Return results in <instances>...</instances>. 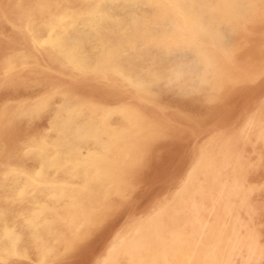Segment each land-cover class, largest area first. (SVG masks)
Segmentation results:
<instances>
[{
    "label": "rangeland",
    "instance_id": "obj_1",
    "mask_svg": "<svg viewBox=\"0 0 264 264\" xmlns=\"http://www.w3.org/2000/svg\"><path fill=\"white\" fill-rule=\"evenodd\" d=\"M18 1H16V0H14V1L13 0H4V1L0 0V3H2V6L0 5L1 6L0 7V56H1L0 57V115L1 116L3 115L2 116L3 118L0 116V137L2 139V140L0 139L1 140L0 141V220H1L0 221V251L2 250L0 253V264H21V263L22 264H118V263L119 264H126L125 259H123V257L121 256L122 247H123L125 241L128 238H130L131 235L138 228H141V230H143L144 232H147L148 230H147L146 226H147L148 222H151L153 220H158L160 222L161 228L164 230V232L168 231L171 227L170 226L171 225V222H170L171 218L170 217L172 216L174 209H178L180 206H182V204H183L182 202H185L186 207H185V205H183V207L180 208V209H182L185 207L183 210L184 214H183V219H182L181 224H182V226L183 225L185 226V227L183 226V230L185 232H187L189 235L191 234V238L193 240H194V237L197 236L196 232H198L196 226H194V224H193V219H194L195 214H196V217H199V218L201 217L200 218L201 221H207L209 223V225L214 226V227H215V225H216V227H218V225H220L219 223L223 222L227 225L229 230L231 228V232H233V234H234L233 240L236 243L237 247H239V242H241L240 240H243L245 238L247 239L249 237L254 238L257 241V245H258L257 246L258 250H256L254 254H249V252H245L247 250V248L245 246L240 245L241 247L237 248L238 251L236 250V254L234 255L235 257H233L234 260L232 259V261H231L233 263H231V264H238L239 262H241L240 264H247V263L248 264H258V262L260 264H262V263L264 264V242H263L264 241V226H263L264 225V222H263L264 221V216H263L264 215V189H263L264 188V177H263L264 176V167H263L264 166V130H263L264 129V96H262V95H264V70H263L264 69V38H263L264 37V25H263L264 24V9H263L264 8V6H263L264 0H259V1L258 0H175L176 1L175 3L179 7L180 11H182L186 21L188 22V23H186L187 25H189L190 23L195 22L196 20L200 19L202 21L206 31L210 35L209 38H211V36H214L211 39L213 41L212 43H210L211 45L208 44L206 46L207 48L203 47L204 50H203L202 46H200L199 42L198 43L196 42L197 40H195V38L192 39L193 37H191L192 35L190 33L182 30V27L179 23V20L177 19V17L173 13V10L170 11V9H172V8H169V7H172V5L167 0H159V1L154 0L155 2H153V0H140L139 4H140V7L142 5V7H141L142 11H143L142 14L145 17L142 20L143 22L140 24L141 26L138 29V33H137V31L134 30V32L136 33L135 34L133 32V30H131L130 28L127 27V25H126L127 22L125 21V18H126V16L128 17V13H124L123 21H118V20L112 21V20H110V22L108 21L107 23H104L100 27V30H99L95 39H98V40L100 39L102 41H105V43L107 42L106 44H108L109 42L110 43L106 47L107 48L106 52L102 55V57H103L102 62L103 63L106 62V63H104V65L102 63L100 65V67L97 68L96 70L92 71V73L91 72H84L83 73L80 71H73L71 68L67 69V67H69V66H67L55 54H53L51 52H47L46 49L37 45L33 40V35H34V28L38 24H44L47 27H49L50 29H56L57 25H59L60 22H62V21L67 22V20H68L67 15H69L70 13H74V15H77L80 13L85 14V13L89 12L96 5V3L98 2L97 0H52V1L51 0H44L45 2L42 0H39L41 5L39 4L38 0H33V1L32 0H28V1L27 0H18ZM26 1H27V4H26ZM73 1H75V2H73ZM247 1H248V3H247ZM255 1H256V3H255ZM33 2H34V4H33ZM5 4H6V6H5ZM32 6H33V8H31ZM39 6H42V7H39ZM48 6H50V7H48ZM167 6H169V7H167ZM229 6L231 7V9ZM55 7H56V9H55ZM39 8H40V10H39ZM80 8H81V10H80ZM65 10H67V12H65ZM232 10H233V12H232ZM12 11H14V12H12ZM17 12L19 15L17 14ZM56 12L58 13V15L59 14L60 15L58 16L56 14ZM61 12H63V13H61ZM149 12L153 13V14H150ZM192 12H195V13H192ZM44 16L45 17L47 16V17L44 18ZM43 18H44V21H43ZM148 18H149V20H148ZM151 18H153V19H151ZM30 19H32L31 22H30ZM154 20H155V22H153ZM259 22H261V23H259ZM21 23H22V26H21ZM240 25H242V26H240ZM166 26H169V27H166ZM260 26H261L262 32L260 29H259L260 31L258 30V28H260ZM9 27L12 29H10ZM163 28L165 31L162 30ZM242 30H244V31H242ZM245 30L247 31V33L250 31H252V32H250V34L249 33L247 34ZM117 32H119V33H117ZM162 32H164L163 35H162ZM255 32H259L260 34L255 33ZM12 33H13V35H11ZM138 34H140V35H138ZM166 34L169 36H167ZM91 35L92 34H88V35H86V37L90 40L94 37L93 35L92 36ZM257 35H258V37H257ZM20 36H21V38H20ZM122 36H124V37H122ZM127 36H129V37H127ZM137 36H139V37H137ZM254 36L256 37L257 40L255 39ZM168 37H170V38H168ZM181 37H183V38H181ZM22 38H23V40H22ZM136 39H137V41H136ZM21 40L23 41L22 43H21ZM244 40H246V41H244ZM141 41H143V42H141ZM159 41H161V42H159ZM216 43H217V45H216ZM247 43H248V45H246ZM150 44H152V45H150ZM212 44H214L216 46H213ZM218 44H220V45H218ZM141 45H143V46H141ZM153 45L154 46L158 45V46H156L157 47L156 48ZM249 45H251V46H249ZM123 46H125V47H123ZM217 46L218 47L220 46V47L218 48ZM150 48H152V49H150ZM217 48L219 49V51ZM251 48L253 50H251ZM144 49H146V50H144ZM148 50H150V51H148ZM222 50H224L223 52L225 54L222 52ZM255 50H257V51H255ZM202 51H203V53H202ZM250 51H251V53H250ZM209 52H210V54H209ZM260 52H262V54ZM230 53H232V54H230ZM114 54H116V55H114ZM242 54L244 57L242 56ZM212 55H213V57H212ZM253 55L255 58L253 57ZM49 57H50V59H49ZM215 57H217L218 59L217 58L215 59ZM222 57H223V60H222ZM220 58H221V60H220ZM256 58H258V59H256ZM30 59H31V61H29ZM247 59L250 60V62ZM259 59H262V60H259ZM57 60H58V62H57ZM212 61H214V62L216 61L215 62L216 64ZM223 62H225V64ZM226 62H227V64H226ZM234 62H235V64H234ZM7 63H8V66H7ZM211 63L214 65H211ZM239 63H242V65H240ZM47 64H49V65H47ZM106 64H107V66H106ZM244 64L246 65L245 67H243ZM254 64H256V65H254ZM259 64H260V67L258 66ZM11 65L13 66V68ZM124 65L128 66L127 71L132 72L138 76V78L136 80H134L133 82H130L128 79H125L123 74L120 72L121 69L124 67ZM249 66L253 67L255 69H252V68L250 69ZM105 67H106V69H105ZM239 67H241V68H239ZM246 67H247V69H246ZM112 68H113V70H112ZM243 68H245V69L243 70ZM109 69L111 71H108ZM223 69L225 71L224 73H223ZM259 69H260V71H259ZM41 70H42V73H41ZM246 70H248V71H246ZM21 71L26 73V74H24L25 78H24V75L21 74V73H23ZM55 71H57V72H55ZM118 72L120 74H118ZM235 72H236V75H237V73H239L240 75L238 74L239 76H236ZM256 72H258V74ZM46 73H47V75H46ZM112 73L116 76H114ZM106 74L109 77H107ZM251 74H253L254 78ZM229 75H230V77H229ZM231 76H232V79H231ZM92 77H94V78H92ZM243 77H245V78H243ZM62 78H63V80H62ZM248 78H250L251 80ZM10 79L12 80V82ZM238 80H239V82H238ZM32 81H33V83H32ZM49 81H50V83H49ZM127 81L130 83L128 84ZM226 81L228 83H226ZM236 81H237V83H239L241 85L240 86L239 84H237L238 86H240L239 88L237 85L235 86L236 83H234V82H236ZM245 81L249 82V84H246L247 82L244 83ZM5 82L7 83L6 85H5ZM34 82L36 84L38 82V84L36 85V84H34ZM47 82H48V84H47ZM71 82H72V84H71ZM231 82H233V83L231 84ZM251 82H252V84H250ZM83 83H86V84H83ZM88 83H89V85H88ZM104 83L108 84L110 86L105 85ZM148 83H149V85H148ZM241 83H244V84H241ZM43 84H45V85H43ZM114 84H115V86H114ZM85 85H87V87ZM133 85H134V87H133ZM141 86H143V89ZM150 86H151V88H150ZM252 86H255V87H252ZM62 87H64L65 89H63ZM98 87H99V89H98ZM135 87H139V88L136 89ZM60 88H62V89H60ZM153 88H155V89H153ZM178 88L180 90H178ZM20 89H22V90L20 91ZM68 89H69V91H68ZM130 89L132 92L130 91ZM139 89H141V90H139ZM230 89H232V90H230ZM236 89H237V91H236ZM248 89L252 92H250ZM35 90H37V91H35ZM111 90H115V91L117 90V91L115 92V91H111ZM50 91H53V92H50ZM107 91H109V92H107ZM142 91H143V93H142ZM147 91L148 92L150 91V93H148ZM228 91H230V92H228ZM241 91H243V92H241ZM26 92H27V94H26ZM193 92L195 95L193 94ZM236 92H238V93H236ZM20 93H22V94L19 95ZM28 93H31V94H28ZM190 93H192L193 96H192V94L190 95ZM25 94H26L27 98H26ZM72 94H73V96H72ZM103 94H104V96H102ZM109 94H111L110 97H109ZM50 96H52V97L50 98ZM232 96H234V97H232ZM242 96H244V97H242ZM15 97H17L18 99ZM44 97H45V102L47 101L46 104H45V102H43ZM60 97H62L61 100H60ZM192 97H194V98H192ZM38 98L41 100H39ZM53 98H55L57 101H55V99H53ZM195 98L198 101H195L196 100ZM238 99H240V100H238ZM244 99H246V100L244 101ZM52 100H54V101L52 102ZM185 100H187V101H185ZM37 101H39V102L37 103ZM83 101L86 102V105ZM170 101H171V103H170ZM188 101L190 103H188ZM40 102H42V103H40ZM55 102H57V103H55ZM74 102L76 103L75 105H78L80 107L73 105ZM82 102H83V104H82ZM128 102L130 104H128V105L124 104V103H128ZM29 103H32V104L30 105ZM62 103H65L64 106ZM208 103H209V105H208ZM259 103H260V105H259ZM34 104H36V105H34ZM97 104H98V106H97ZM159 104H161V106ZM34 106H35V109H34ZM37 106H38V108H37ZM45 106H47L48 109ZM130 106H133V107H130ZM61 107L63 109H61ZM76 107H78L79 109ZM192 107H194L195 109ZM103 108L106 109V111L103 110ZM203 108H204V110H203ZM235 108H236V110H235ZM1 109H4V110H1ZM18 109L21 112H17ZM21 109H23V110H21ZM29 109H31V110H29ZM76 109L83 111V114L84 113L86 114L90 111L94 112L95 114H96V112H98L96 114V117L99 120L98 119L96 120V117L92 120H90L88 118H84L82 121H80V123H77V124H79L77 126L78 129H77V127L74 128V124H71L70 119H72V116L75 114L74 111L75 112L78 111ZM190 109H192V111ZM261 109H263V110H261ZM28 110L32 111L33 114L31 112H29ZM37 110H39V111H37ZM121 110H123L126 113V115L128 116V118L130 120H136L135 118H137L138 123L136 126H132L129 129V126L127 127V126L123 125L124 123H122L120 118H116V121L118 122V123L116 122V124H118V125L115 124V127L117 128L118 126L120 127L121 124L123 125L120 127L121 129L119 127L117 128V130L120 131V132L119 131L118 132L123 134V132L125 131V133H126V134L124 133L123 136L120 134L121 137H119V135H118L119 139H118V137H116L117 138L116 139L115 137L109 136V134L107 133V129H108L107 126H108V124H110L109 118L111 116H113V114L116 111H121ZM198 110H199V112H198ZM131 111H132V113H130ZM134 112L136 113V115H134L135 114ZM140 112H141V114H140ZM14 113H16V114H14ZM102 113H105V114H102ZM175 113H177V114L174 115ZM185 113H187V114H185ZM24 114L26 116L27 115L28 116L25 117ZM51 115L52 116L56 115L58 117L59 122H61V124L63 125V127H62L63 129L61 128L62 130L65 131L66 127L72 128V129H70L73 132L72 138H67L65 136L68 134V131H67L64 134L59 135V138L54 140V143L57 146H60V149H66V148L70 149L71 148V150H74V151L77 150L76 148L80 147V145L82 143L80 141V137L82 135L81 130L90 129L91 132H94L96 130L95 134H96V136H98L97 137V145L99 148H97L96 151H94L92 153V157L89 160L91 162V164L92 163L94 164V166H91V169L89 172L88 171L87 172H85V171L80 172L76 167H74V166L72 167V165L64 164V162L66 163L65 160H58V162L56 164L52 165L53 166L52 171L49 173L50 175L49 174L47 175V179H46V177H45V179L39 178L36 170H34V169H36L37 160L33 159V157L31 156V153H33V151L35 152L36 147L38 148L39 146H48L52 143L51 142L52 138L49 137L48 133H46V132H49V129H50L49 124H51L50 123L51 121H48V120H49V117H51L50 120H52ZM98 115H100V116H98ZM143 115L146 117H144ZM213 115H215V116H213ZM242 115H243V117H242ZM40 116L42 118H38ZM106 116H107V118H105ZM190 116H191V118H190ZM209 118L210 119L212 118V119L210 120ZM85 119L86 120L88 119V121H86ZM138 119H140V120H138ZM242 119H244L243 120L244 122L242 121ZM28 120H29V122H28ZM118 120H120V121H118ZM205 120H206V122H205ZM19 121L21 124L19 123ZM43 121H45V122H43ZM140 121L144 122L145 124H143V123L140 124ZM233 121L235 123H233ZM82 122H83V124H82ZM101 122L103 123V125ZM10 123H12V124H10ZM16 123H19V124H16ZM202 123H204V124H202ZM38 124H39V126H37ZM85 124H86V126H84ZM98 124H100V125H98ZM148 124H149V126H148ZM201 124L203 126H201ZM213 124H216V125H213ZM70 125H71V127H70ZM101 125L104 126V128L103 127L100 128ZM236 125L237 126L239 125V126L237 127ZM17 126H19L20 129ZM25 126L27 127V129ZM75 126H76V124H75ZM79 126H80V128H79ZM143 126H144V128H143ZM159 126H162V127H159ZM209 126H211L210 127L211 130H208ZM231 126H233L234 129H236L237 131L236 130L233 131V127L231 128ZM22 127H24V128L22 129ZM145 127H147V129ZM228 127L231 128L232 130L229 129ZM93 128H94V130H91ZM127 128L129 129V131ZM213 128L218 129V130L215 129L217 132L215 130H214L215 131L214 132ZM133 129H135V130L133 131ZM77 130H78V132H77ZM100 130H101V132H100ZM121 130H123V132ZM126 130H127V132H126ZM130 131L133 132L134 136H132V133ZM148 131H150V132H148ZM223 131H225V132L223 133ZM228 131H229V133H228ZM231 131H232V134L236 133L235 135H233L235 137L232 136L235 139L232 138V140H230V139L227 140V141H230L231 143L225 142V139H227L229 137L231 138V136H230V135H232ZM183 132H184V134H183ZM202 132H205V133H202ZM219 132H221V134L223 133L222 134L223 136H226L225 133L226 134L228 133L227 138L223 137ZM201 133H202V135H201ZM216 133H217V136L219 135L218 137H220L222 140L216 136ZM78 134H80V135H78ZM100 134H103L104 137L102 135L100 136ZM148 134H155V135L153 136V135H148ZM204 134H205V136H204ZM214 134H215V137L217 138V140L215 137H213ZM197 135L199 137H197ZM152 136H153V138H151ZM159 136H160V139H159ZM19 137H21V139ZM62 137H64L65 139L64 138L62 139ZM100 137H102V138L100 139ZM126 137H127V139H124ZM134 137L136 138V140ZM140 138H142V139H140ZM223 138H225V139H223ZM15 139H17V140H15ZM25 139L28 141V143ZM128 139L130 142L127 141ZM143 139H145V140L143 141ZM152 139H154V142ZM29 140H31V141H29ZM59 140L61 142H59ZM70 140L71 141L73 140V141L71 142ZM99 140H102V142ZM116 140H118V142ZM137 141H138V143H137ZM157 141H159V142H157ZM49 142H51V143H49ZM2 143H3V145H2ZM65 143H67V144H65ZM247 143H248V145H247ZM19 144H20V146H19ZM21 144H23V145H21ZM64 144L66 146H69V144H70V147H64L65 146ZM136 144H139L141 147L139 145H136ZM8 145L10 148L8 147ZM145 145H146V148H145ZM250 145L252 147H250ZM23 146H25V147L23 148ZM121 147H124V148H121ZM244 147H246L247 149H244ZM139 148H140V150H139ZM191 148H193V149H191ZM4 149H5V151H4ZM9 149L12 152L9 151ZM164 149H165V151H164ZM182 150H183V152H182ZM114 151L118 152V154L116 153L115 157H113L115 155ZM121 151H122V153H121ZM125 151H127V152H125ZM245 151H246V153H245ZM95 152H96V154H95ZM123 152H125V153H123ZM141 152L144 154H142ZM186 153H188V154H186ZM240 153H241V155H240ZM94 154H95V157H94ZM7 156H8V158H7ZM22 156H24V157H22ZM26 156H28L29 158ZM100 156L101 157L103 156L102 158L104 159V161L105 160H107V161H105V163L103 162V160L101 161L102 158ZM189 156L192 158H190ZM41 157H42L43 161L47 162V160H48L47 163L49 165L51 164V160L47 159L46 155H43V156L41 155ZM246 157H247V159H246ZM22 158H24V159H22ZM109 158H110V160H109L110 162L108 161ZM117 158H119V159H117ZM124 158H126V159L124 160ZM130 158H132V159H130ZM202 158L205 159L204 162L201 161ZM241 158H244V160ZM15 159H17V160H15ZM96 159H98V162ZM113 159L116 162H118L117 164H119V165H117L116 162L113 161ZM13 160L15 161V163L14 162L11 163V161H13ZM32 160H34V161H32ZM93 160H95V162ZM123 160H124V162H123ZM209 160H210V162H209ZM212 160L215 162H211ZM99 161H101V162H99ZM111 161H113V162H111ZM238 161H241V162H238ZM17 162H18L19 166H18ZM134 162H136L138 165ZM201 162L204 165L205 164L207 165L208 163L214 164V166L217 168V172H218L216 174L217 179L214 180V177H216V176L210 177V175H209L210 180L212 182H213V180L216 181L215 183L214 182L210 183V186L208 183V176L200 173V168H201V166H203L201 164ZM62 163H63V165H62ZM197 163L198 164L200 163L199 166ZM262 163H263V165H262ZM114 164H116V165H114ZM255 164H256V166H255L256 168L254 167ZM110 165H112L113 168ZM120 165H122V166H120ZM128 165H130V166H128ZM25 166H27V167H25ZM105 166H106V170L109 167H111V169L109 168L111 170L110 174H108L109 173L108 170L106 171L104 169ZM126 166H128V167H126ZM235 166L238 167V170ZM30 167H32V168H30ZM61 167H63V168H61ZM117 167H119V168L121 167L120 170H118L119 168H117ZM69 168H70V170H69ZM93 168H94V170H93ZM192 168H194V169L196 168L197 170L196 169L194 170ZM100 169H103V171L102 170L100 171ZM122 169H123V172H122ZM239 169L242 171L240 172ZM250 169H251V171H250ZM253 169H255L256 172ZM258 169H259V171H257ZM33 170H34V173H33ZM58 170H60V171H58ZM65 170H66V172H65ZM221 170H223V171H221ZM78 171L80 173H78ZM219 171H220V173H219ZM253 171L255 172V174ZM58 172L61 174H59ZM67 172H69V174ZM101 172L106 177H109V179L106 180V177H104V175ZM191 172H192V175H194L198 179V180L195 179V181L197 182V185H198L197 189H198V191H200V193H199V195H197V193H196V195H194L195 199H194L193 205H187L188 191L186 188H187V183L189 182V176L191 177ZM221 172H222V174H221ZM258 172H261V173H259V175H258ZM82 173H83V175H82ZM120 173H121V175H120ZM236 173H238V174H236ZM241 173H243V175ZM248 173L249 174L251 173V174L249 175ZM54 175H56V176H54ZM232 175H233V177H232ZM36 176H38V177H36ZM58 176H59V180H58ZM67 176H69V177H67ZM84 176L86 177V179H83ZM88 176L90 177L91 180L89 179ZM116 176L117 177L119 176V179H116ZM194 176H193V178H195ZM244 176H245V179H244ZM257 176H260L261 179H260V177H258V179H257ZM24 177H25V179H24ZM52 177L54 180L52 179ZM56 177H57V179H56ZM63 177H64V179H63ZM70 177L72 180L71 185L73 184L72 186L69 185L70 184ZM78 177H79V179H78ZM111 177H112V179H111ZM121 177H122V179H121ZM123 177H124V179H123ZM130 177H131V179H130ZM235 177H236V179H235ZM250 177H251V179H250ZM252 177H253V179H252ZM88 179H89V181H88ZM94 179H97V181H95ZM230 179H232V180H230ZM92 180H93V182H92ZM109 180H110V183L109 182L107 183L106 181H109ZM113 180H115V181H113ZM120 180H122V181H120ZM125 180H127V181H125ZM249 180H251V181H249ZM20 181H21V183H20ZM217 181L219 183L218 185L216 184ZM233 181L234 182L236 181V182L234 183ZM76 182L78 184H76ZM88 182L89 183L91 182L92 184L91 183L89 184ZM99 182H101V183H99ZM102 182H103V184H102ZM198 182H199V184H198ZM80 183L83 185H81ZM105 183H107V184L105 185ZM119 183L123 184V186L120 185ZM227 183H228V185H227ZM241 183H242V185H241ZM200 184H202V185H200ZM223 184L225 187L224 191L225 192L227 191V192L221 193V195L223 194L222 197L220 198V199L223 198L222 200L219 199V201H217L216 203H213L214 201L211 200L212 199L211 197H210V199H208L209 198L208 195L210 193H211V195L218 194L220 192V189H221ZM231 184L234 187V189L231 188L232 187ZM74 185H77V186H74ZM88 185L90 186V188H87V187H89ZM92 185H94V186H92ZM237 185L238 186L240 185V186L238 187ZM83 186L85 187V189ZM103 186L107 187V189H105ZM115 187H117V188H115ZM167 187H168V189H167ZM205 187H207V188H205ZM210 187H212V188H210ZM226 187H227V189H226ZM92 188L95 190H93ZM99 188H101V189H99ZM229 188H231V189H229ZM71 189H73V190H71ZM115 189H116V193H114V196H113V192L115 191ZM199 189H201V190H199ZM203 189H205V190H203ZM66 190H67V192H66ZM106 190H107V192H106ZM181 190H184V191H181ZM234 190H236V191H234ZM241 190L243 191V193ZM245 190H247L248 192ZM49 191H52V192H49ZM94 191H96L97 193ZM128 191H129V193H128ZM240 191H241V194H240ZM43 192H44V195H43ZM70 192H72V193H70ZM117 192H119V193H117ZM228 192H229V194H228ZM51 193H53V194L50 195ZM90 193L94 197L91 196ZM94 193H95V195H94ZM98 193H99V196H98ZM207 193H208V195H207ZM40 194H42V195H40ZM106 194H107V196H106ZM10 195H11V198H10ZM48 195H49V197H48ZM83 195H85V196H83ZM203 195H204V198H203ZM228 195H230L231 197ZM58 196H59V198H58ZM63 196L66 198H64ZM79 196H80V198H79ZM198 196H199V198H198ZM227 196H228V198H227ZM245 196H246V198H244ZM50 197H52V198H50ZM108 197H109V199H108ZM12 198H14V199H12ZM110 198H111V200H110ZM181 198H183L184 201ZM238 198H240V199H238ZM66 199H68V200H66ZM78 199H81V200H78ZM94 199H96V200H94ZM197 199L199 202L197 201ZM225 199H226V201H225ZM38 200L41 203L42 202H45V203L41 204ZM171 200H172V202H170ZM208 200L210 201L211 204L209 203ZM69 201H71V202L68 203ZM85 201H88V202H85ZM116 201H117V203H116ZM237 201L240 203L238 204ZM253 201H254V203H253ZM3 202H4V204H3ZM119 203H120V205H119ZM173 203H175V206H173ZM176 203H178V206ZM217 203L218 204L220 203V204L216 205ZM228 203L229 204L231 203V204L229 205ZM35 204H36V206H35ZM44 204H46L47 206L45 205V207H44ZM204 204L205 205L207 204V206L205 207ZM236 204H237V206H236ZM64 205H66L67 207ZM33 206H34V208H33ZM240 206H241V208H240ZM1 207H3V208H1ZM235 207L237 209H235ZM9 208H10V210H9ZM24 208H26V209H24ZM29 208H31V209H29ZM40 208H42V210ZM55 208H57V209H55ZM81 208H82V210H81ZM111 208H113V209H111ZM121 208H123V209H121ZM198 208H200L199 209L200 212H199ZM100 209H101V212H100ZM55 210H56V212H52ZM65 210H66V212L70 211L69 213H67V217H65L66 212L63 213V211H65ZM110 210L112 212H110ZM167 210H168V212H167ZM185 210H187V211H185ZM214 210H215V212H214ZM58 211L59 212L61 211L64 216L62 214H60ZM102 211H104V213ZM261 211H262V215L260 213ZM105 212H106V214H105ZM190 212H192V213H190ZM52 213H54L55 216ZM119 213H121V214H119ZM193 213H195V214H193ZM200 213H202V214H200ZM22 214L24 216H22ZM41 214H43V215L41 216ZM188 214H189V216H188ZM198 214H200V215H198ZM211 214H212V216H210ZM165 215H168V216H165ZM207 215H209V216H207ZM222 215L224 217H221ZM238 215H239V217H238ZM5 217H6V219H5ZM15 217H17L19 219H16ZM59 217H61V218H59ZM164 217L166 218V221H165ZM189 217H191V219ZM2 218H4V219H2ZM21 218L23 219V222L21 221L22 220ZM56 218H57V220H56ZM67 218H69V219H67ZM163 218H164V220H163ZM217 218H219L220 221ZM36 219H38V220H36ZM42 219L44 221L45 220L46 221L44 222ZM250 219H251V221H250ZM261 219H263V220H261ZM2 220H4V221H2ZM19 220H20V223H19ZM26 220H28V221H26ZM230 220H231V222H233V221L234 222L229 225ZM32 221H33V223H32ZM34 221H35V223H34ZM57 221H59V222L62 221V222L59 223ZM12 222H13V224H12ZM79 222H80V224H79ZM82 222H84V224H82ZM163 222L164 223L166 222V223L164 224ZM184 222L189 224L190 228ZM162 223H163V225H162ZM253 223H255V224H253ZM261 223H262V225H260ZM105 224H106V226H105ZM232 224H234V225H232ZM26 225H28V226H26ZM55 225H56V228H54ZM82 225H84V226L82 227ZM247 226H248V228H247ZM191 227H192V229H191ZM250 227H251V229H250ZM28 228H30L31 230ZM252 228H253V232H252ZM8 229H9V231H8ZM132 229H134V230L132 231ZM245 229H246V231H244ZM10 230L13 233H11ZM127 230H128V232L125 233ZM55 231L57 233H55ZM60 231H62L63 233ZM20 232L21 233L23 232V233L21 234ZM79 232H81V233H79ZM246 232H248V234ZM250 233H252V234H250ZM15 235L17 236L18 239L15 237ZM29 235L32 237V239H31V237L29 238ZM69 236H71V237H69ZM242 236H246V237L243 238ZM255 236H257V237H255ZM11 237H13L14 239ZM257 238H258V240H257ZM11 239H12V241H11ZM93 239H94V242H93ZM20 241H21V243H20ZM7 242H9V243H7ZM55 242H57V243H55ZM100 242H101V244H100ZM3 245L6 246L5 248L7 250L5 248H1V247H4ZM58 245H59L60 249L58 248ZM55 246H56V248H55ZM72 246L74 247V249H70V248H72ZM8 250H9V252H8ZM18 250H20V251L18 252ZM119 252H120V254H119ZM242 252H244V253H242ZM27 254L28 255L30 254V256H28ZM114 254L115 255L117 254L118 257H117V255L115 256ZM255 254H257V255L255 256ZM46 255H47V257H46ZM245 255H246V260L244 262L243 259H245ZM4 256L7 258H5ZM49 256L51 258H48ZM240 256H241V258L242 257L243 258L241 259ZM47 261H49V262H47ZM254 261H256V263ZM35 262H37V263H35Z\"/></svg>",
    "mask_w": 264,
    "mask_h": 264
},
{
    "label": "bare ground",
    "instance_id": "obj_2",
    "mask_svg": "<svg viewBox=\"0 0 264 264\" xmlns=\"http://www.w3.org/2000/svg\"><path fill=\"white\" fill-rule=\"evenodd\" d=\"M4 1V0H3ZM14 1V0H13ZM16 1H18V0H16ZM28 1V0H27ZM27 1H26V4H27ZM33 1V0H32ZM31 1V2H32ZM42 1H44V0H42ZM52 1V0H51ZM98 2L96 3V5L89 11V12H87V13H85V14H77V15H74V13H70L69 15H67V17H68V20H67V22H65V21H62V22H60V24L59 25H57V28L56 29H50L49 27H47L46 25H44V24H38L35 28H34V35H33V40H34V42L37 44V45H39V46H41L42 48H44V49H46V51L47 52H51V53H53V54H55L59 59H61L67 66H69V67H67V69L68 68H71L73 71H80V72H91L92 73V71H94V70H96L97 68H99L100 67V65L103 63L102 62V59H103V57H102V55L106 52V47L108 46V44L110 43H108V44H106L105 43V41H102V40H98V39H95L96 38V36H97V34H98V32H99V30H100V27L104 24V23H107L108 21L110 22V20H112V21H116V20H118V21H123V15H124V13H128V17L126 16V18H125V21L127 22L126 23V25H127V27L128 28H130L131 30H133V32H134V30L135 31H137V33H138V29H139V27L141 26L140 24L143 22L142 20H143V18L145 17V16H143V14H142V5H141V7H140V4H139V1L140 0H97ZM159 1V0H158ZM171 5H172V7H169V6H167V7H169V8H172V9H170V11L171 10H173V13L175 14V16L177 17V19L179 20V23H180V25H181V27H182V30H184V31H187L188 33H190L192 36L191 37H193L192 39H194L195 38V40H197L196 42L198 43L199 42V44H200V46H202V48L203 47H206L208 44H210V43H212L213 41L211 40L212 39V37H214V36H211V38H209L210 37V35H209V33L206 31V29H205V27H204V25H203V23H202V21L200 20V19H198V20H196L195 22H192V23H190L189 25H187L186 23H188L187 21H186V19H185V17H184V14L182 13V11H180V9H179V7L177 6V4L175 3L176 1L175 0H167ZM259 1V0H258ZM19 2V1H18ZM38 2H39V0H38ZM45 2V1H44ZM59 2V1H58ZM61 2V1H60ZM73 2H75V1H73ZM153 2H155L154 0H153ZM164 2V1H163ZM166 2V1H165ZM167 2V3H168ZM6 3V2H5ZM15 3V2H14ZM24 3V2H23ZM49 3V2H48ZM47 3V4H48ZM168 3V4H169ZM247 3H248V1H247ZM255 3H256V1H255ZM258 3V2H257ZM260 3V2H259ZM33 4H34V2H33ZM32 4V5H33ZM39 4L41 5V3L39 2ZM60 4V3H59ZM58 4V5H59ZM166 4V3H165ZM185 4V3H184ZM0 5L2 6V3H0ZM19 5V4H18ZM44 5V4H43ZM49 5V4H48ZM94 5V4H93ZM170 5V6H171ZM224 5V4H223ZM256 5V4H255ZM0 6V7H1ZM5 6H6V4H5ZM26 6V5H25ZM31 6V5H30ZM34 6V5H33ZM33 6L31 7V8H33ZM45 6V5H44ZM43 6V7H44ZM47 6V5H46ZM55 6V5H54ZM63 6V5H62ZM263 6H264V4H263ZM36 7V6H35ZM39 7H42V6H39ZM48 7H50V6H48ZM230 7V6H229ZM10 8V7H9ZM46 8V7H45ZM63 8V7H62ZM75 8V7H74ZM263 8V7H262ZM3 9V8H2ZM7 9V8H6ZM23 9V8H22ZM21 9V10H22ZM43 9V8H42ZM41 9V10H42ZM55 9H56V7H55ZM54 9V10H55ZM230 9H231V7H230ZM235 9V8H234ZM264 9V8H263ZM8 10V9H7ZM16 10V9H15ZM39 10H40V8H39ZM46 10V9H45ZM80 10H81V8H80ZM158 10V9H157ZM225 10V9H224ZM19 11V10H18ZM25 11V10H24ZM30 11V10H29ZM44 11V10H43ZM53 11V10H52ZM56 11V10H55ZM60 11V10H59ZM64 11V10H63ZM83 11V10H82ZM12 12H14V11H12ZM23 12V11H22ZM34 12V11H33ZM32 12V13H33ZM41 12V11H40ZM48 12V11H47ZM58 12V11H57ZM56 12V14L58 15V13ZM65 12H67V10H65ZM156 12V11H155ZM227 12V11H226ZM232 12H233V10H232ZM5 13V12H4ZM7 13V12H6ZM42 13V12H41ZM52 13V12H51ZM60 13V12H59ZM61 13H63V12H61ZM150 13V12H149ZM172 13V14H173ZM192 13H195V12H192ZM8 14V13H7ZM17 14H18V12H17ZM16 14V15H17ZM35 14V13H34ZM65 14V13H64ZM150 14H153V13H150ZM156 14V13H155ZM6 15V14H5ZM19 15V14H18ZM28 15V14H27ZM33 15V14H32ZM60 15V14H59ZM58 15V16H59ZM63 15V14H62ZM161 15V14H160ZM57 16V17H58ZM157 16V15H156ZM197 16V15H196ZM237 16V15H236ZM235 16V17H236ZM239 16V15H238ZM249 16V15H248ZM6 17V16H5ZM11 17V16H10ZM17 17V16H16ZM39 17V16H38ZM47 17V16H46ZM45 16H44V18H46ZM56 17V18H57ZM153 17V16H152ZM12 18V17H11ZM31 18V17H30ZM44 18H43V21H44ZM51 18V17H50ZM55 18V17H54ZM53 18V19H54ZM62 18V17H61ZM64 18V17H63ZM150 18V17H149ZM149 18H148V20H149ZM191 18V17H190ZM250 18V17H249ZM17 19V18H16ZM29 19V18H28ZM49 19V18H48ZM60 19V18H59ZM151 19H153V18H151ZM189 19V18H188ZM233 19V18H232ZM13 20V19H12ZM20 20V19H19ZM23 20V19H22ZM56 20V19H55ZM11 21V20H10ZM32 21V19H30V22ZM236 21V20H235ZM14 22V21H13ZM22 22V21H21ZM47 22V21H46ZM59 22V21H58ZM152 22V21H151ZM153 22H155V20L153 21ZM248 22V21H247ZM18 23V22H17ZM257 23V22H256ZM259 23H261V22H259ZM258 23V24H259ZM29 24V23H28ZM57 24V23H56ZM149 24V23H148ZM153 24V23H152ZM151 24V25H152ZM227 24V23H226ZM6 25V24H5ZM13 25V24H12ZM19 25V24H18ZM17 25V26H18ZM221 25V24H220ZM219 25V26H220ZM264 25V24H263ZM21 26H22V23H21ZM55 26V25H54ZM154 26V25H153ZM240 26H242V25H240ZM250 26V25H249ZM254 26V25H253ZM8 27V26H7ZM159 27V26H158ZM166 27H169V26H166ZM256 27V26H255ZM5 28V27H4ZM10 28V27H9ZM27 28V27H26ZM179 28V27H178ZM245 28V27H244ZM254 28V27H253ZM10 29H12V28H10ZM29 29V28H28ZM27 29V30H28ZM113 29V28H112ZM168 29V28H167ZM166 29V30H167ZM250 29V28H249ZM261 30V32H262V29H261V26H260V28H258V30ZM7 30V29H6ZM20 30V29H19ZM110 30V29H109ZM115 30V29H114ZM162 30H164V28L162 29ZM179 30V29H178ZM252 30V29H251ZM255 30V29H254ZM257 30V29H256ZM259 30V31H260ZM11 31V30H10ZM148 31V30H147ZM146 31V32H147ZM165 31V30H164ZM242 31H244V30H242ZM246 31V30H245ZM7 32V31H6ZM31 32V31H30ZM116 32V31H115ZM250 32H252V31H250ZM250 32H248L249 34H250ZM8 33V32H7ZM11 33V32H10ZM16 33V32H15ZM33 33V32H32ZM117 33H119V32H117ZM121 33V32H120ZM135 33V32H134ZM246 33H247V31H246ZM247 33V34H248ZM255 33H259V32H255ZM88 34H92L94 37L92 38V39H88L87 37H86V35H88ZM129 34V33H128ZM136 34V33H135ZM141 34V33H140ZM140 34H138V35H140ZM161 34V33H160ZM164 34V32H162V35ZM260 34V33H259ZM11 35H13V33L11 34ZM91 35V36H92ZM130 35V34H129ZM142 35V34H141ZM167 35V34H166ZM255 35V34H254ZM154 36V35H153ZM167 36H169V35H167ZM174 36V35H173ZM247 36V35H246ZM251 36V35H250ZM262 36V35H261ZM260 36V37H261ZM6 37V36H5ZM114 37V36H113ZM122 37H124V36H122ZM127 37H129V36H127ZM137 37H139V36H137ZM152 37V36H151ZM216 37V36H215ZM255 37V36H254ZM257 37H258V35H257ZM20 38H21V36H20ZM107 38V37H106ZM132 38V37H131ZM135 38V37H134ZM149 38V37H148ZM168 38H170V37H168ZM180 38V37H179ZM178 38V39H179ZM181 38H183V37H181ZM189 38V37H188ZM264 38V37H263ZM128 39V38H127ZM133 39V38H132ZM215 39V38H214ZM255 39H256V37H255ZM259 39V38H258ZM22 40H23V38H22ZM21 40V43L23 42ZM114 40V39H113ZM151 40V39H150ZM154 40V39H153ZM166 40V39H165ZM172 40V39H171ZM181 40V39H180ZM257 40V39H256ZM134 41V40H133ZM136 41H137V39H136ZM152 41V40H151ZM156 41V40H155ZM173 41V40H172ZM244 41H246V40H244ZM251 41V40H250ZM127 42V41H126ZM130 42V41H129ZM141 42H143V41H141ZM159 42H161V41H159ZM166 42V41H165ZM164 42V43H165ZM255 42V41H254ZM259 42V41H258ZM263 42V41H262ZM117 43V42H116ZM173 43V42H172ZM256 43V42H255ZM134 44V43H133ZM141 44V43H140ZM154 44V43H153ZM159 44V43H158ZM163 44V43H162ZM215 44V43H214ZM214 44H212L213 46H216L217 45V43H216V45H214ZM2 45V44H1ZM4 45V44H3ZM35 45V44H34ZM112 45V44H111ZM124 45V44H123ZM130 45V44H129ZM150 45H152V44H150ZM164 45V44H163ZM211 45V44H210ZM218 45H220V44H218ZM246 45H248V43L246 44ZM259 45V44H258ZM114 46V45H113ZM112 46V47H113ZM120 46V45H119ZM141 46H143V45H141ZM154 46V45H153ZM156 46H158V45H156ZM156 46H154V47H156ZM249 46H251V45H249ZM64 47V48H63ZM123 47H125V46H123ZM128 47V46H127ZM153 47V48H154ZM162 47V46H161ZM210 47V46H209ZM218 47V46H217ZM220 47V46H219ZM218 47V48H219ZM66 48V49H65ZM157 48V47H156ZM207 48V47H206ZM217 48V49H218ZM250 48V47H249ZM125 49V48H124ZM150 49H152V48H150ZM216 49V48H215ZM223 49V48H222ZM42 50V49H41ZM141 50V49H140ZM144 50H146V49H144ZM203 50H204V48H203ZM226 50V49H225ZM251 50H253L252 48H251ZM40 51V50H39ZM148 51H150V50H148ZM158 51V50H157ZM163 51V50H162ZM215 51V50H214ZM218 51H219V49H218ZM224 50H222V52H223ZM237 51V50H236ZM255 51H257V50H255ZM263 51V50H262ZM42 52V51H41ZM242 52V51H241ZM240 52V53H241ZM247 52V51H246ZM45 53V52H44ZM112 53V52H111ZM144 53V52H143ZM202 53H203V51H202ZM224 53V52H223ZM239 53V54H240ZM249 53V52H248ZM250 53H251V51H250ZM261 54H262V52H260ZM152 54V53H151ZM159 54V53H158ZM209 54H210V52H209ZM214 54V53H213ZM225 54V53H224ZM230 54H232V53H230ZM244 54V53H243ZM243 54H242V56H243ZM257 54V53H256ZM255 54V55H256ZM114 55H116V54H114ZM259 55V54H258ZM153 56V55H152ZM220 56V55H219ZM247 56V55H246ZM1 57V56H0ZM48 57V56H47ZM51 57V56H50ZM50 57H49V59H50ZM154 57V56H153ZM212 57H213V55H212ZM227 57V56H226ZM244 57V56H243ZM253 57H254V55H253ZM257 57V56H256ZM52 58V57H51ZM115 58V57H114ZM217 57H215V59H216ZM240 58V57H239ZM252 58V57H251ZM255 58V57H254ZM28 59V58H27ZM106 59V58H105ZM218 59V58H217ZM230 59V58H229ZM242 59V58H241ZM256 59H258V58H256ZM255 59V60H256ZM47 60V59H46ZM55 60V59H54ZM220 60H221V58H220ZM222 60H223V57H222ZM243 60V59H242ZM248 60V59H247ZM259 60H262V59H259ZM9 61V60H8ZM27 61V60H26ZM29 61H31V59L29 60ZM28 61V62H29ZM245 61V60H244ZM249 62H250V60H248ZM47 62V61H46ZM57 62H58V60H57ZM212 62H214V61H212ZM216 62V61H215ZM214 62V63H215ZM5 63V62H4ZM9 63V62H8ZM8 63H7V66H8ZM12 63V62H11ZM104 63H106V62H104ZM104 63H103V65H104ZM108 63V62H107ZM202 63V62H201ZM224 64H225V62H223ZM238 63V62H237ZM10 64V63H9ZM110 64V63H109ZM127 64V63H126ZM216 64V63H215ZM220 64V63H219ZM226 64H227V62H226ZM234 64H235V62H234ZM240 65H242V63H239ZM246 64V63H245ZM244 64V66L243 67H245L246 65ZM248 64V63H247ZM6 65V64H5ZM47 65H49V64H47ZM56 65V64H55ZM54 65V66H55ZM111 65V64H110ZM113 65V64H112ZM211 65H214V64H212L211 63ZM251 65V64H250ZM254 65H256V64H254ZM253 65V66H254ZM12 66V65H11ZM64 66V65H63ZM106 66H107V64H106ZM224 66V65H223ZM259 67H260V64L258 65ZM127 65H124V67L121 69V73L123 74V76L125 77V79H128L130 82H133L134 80H136L137 78H138V76L137 75H135L134 73H132V72H129V71H127L128 69H127ZM238 67V66H237ZM250 67V66H249ZM257 67V66H256ZM258 67V68H259ZM262 67V66H261ZM12 68H13V66H12ZM233 68V67H232ZM231 68V69H232ZM239 68H241V67H239ZM255 69V68H253V67H250V69ZM66 69V68H65ZM105 69H106V67H105ZM227 69V68H226ZM230 69V68H229ZM245 68H243V70H244ZM246 69H247V67H246ZM63 70V69H62ZM112 70H113V68H112ZM222 70V69H221ZM238 70V69H237ZM264 70V69H263ZM25 71V70H24ZM98 71V70H97ZM96 71V72H97ZM106 71V70H105ZM108 71H111L110 69L108 70ZM220 71V70H219ZM246 71H248V70H246ZM245 71V72H246ZM250 71V70H249ZM259 71H260V69H259ZM21 72H23V71H21ZM55 72H57V71H55ZM65 72V71H64ZM79 72V73H80ZM101 72V71H100ZM225 71H224V69H223V73H224ZM228 72V71H227ZM241 72V71H240ZM28 73V72H27ZM41 73H42V70H41ZM62 73V72H61ZM67 73V72H66ZM75 73V72H74ZM257 74H258V72H256ZM21 74H26V73H21ZM59 74V73H58ZM76 74V73H75ZM110 74V73H109ZM113 74V73H112ZM118 74H120L119 72H118ZM226 74V73H225ZM239 73H237V75H236V72H235V75L236 76H239L238 75ZM246 74V73H245ZM260 74V73H259ZM46 75H47V73H46ZM67 75V74H66ZM73 75V74H72ZM79 75V74H78ZM107 75V74H106ZM114 75V74H113ZM224 75V74H223ZM234 75V74H233ZM252 76H253V74H251ZM262 75V74H261ZM28 76V75H27ZM71 76V75H70ZM114 76H116V75H114ZM118 76V75H117ZM235 76V77H236ZM258 76V75H257ZM260 76V75H259ZM67 77V76H66ZM107 77H109L108 75H107ZM122 77V76H121ZM229 77H230V75H229ZM234 77V78H235ZM247 77V76H246ZM256 77V76H255ZM7 78V77H6ZM15 78V77H14ZM13 78V79H14ZM24 78H25V75H24ZM49 78V77H48ZM64 78V77H63ZM63 78H62V80H63ZM92 78H94V77H92ZM91 78V79H92ZM197 78V77H196ZM239 78V77H238ZM243 78H245V77H243ZM242 78V79H243ZM253 78H254V76H253ZM112 79V78H111ZM223 79V78H222ZM231 79H232V76H231ZM236 79V78H235ZM248 79H250V78H248ZM259 79V78H258ZM257 79V80H258ZM11 80V79H10ZM49 80V79H48ZM57 80V79H56ZM96 80V79H95ZM117 80V79H116ZM119 80V79H118ZM173 80V79H172ZM184 80V79H183ZM182 80V81H183ZM186 80V79H185ZM244 80V79H243ZM251 80V79H250ZM7 81V80H6ZM67 81V80H66ZM94 81V80H93ZM98 81V80H97ZM96 81V82H97ZM122 81V80H121ZM178 81V80H177ZM233 81V80H232ZM11 82H12V80H11ZM25 82V81H24ZM45 82V81H44ZM88 82V81H87ZM90 82V81H89ZM99 82V81H98ZM102 82V81H101ZM104 82V81H103ZM128 82V81H127ZM130 82H128V84L130 83ZM175 82V81H174ZM199 82V81H198ZM238 82H239V80H238ZM247 81H245L244 83H246ZM32 83H33V81H32ZM49 83H50V81H49ZM226 83H228L227 81H226ZM233 82H231V84H232ZM234 83H236L235 84V86L237 85V84H239V83H237V81L236 82H234ZM244 83H241V84H244ZM255 83V82H254ZM7 83L5 82V85H6ZM34 84H36L35 82H34ZM37 84H38V82H37ZM36 84V85H37ZM41 84V83H40ZM46 84V83H45ZM45 84H43V85H45ZM47 84H48V82H47ZM71 84H72V82H71ZM83 84H86V83H83ZM102 84V83H101ZM100 84V85H101ZM105 84V83H104ZM230 84V85H231ZM246 84H249V82H247ZM250 84H252V82L250 83ZM31 85V84H30ZM29 85V86H30ZM64 85V84H63ZM88 85H89V83H88ZM103 85V84H102ZM105 85H108V84H105ZM104 85V86H105ZM126 85V84H125ZM148 85H149V83H148ZM240 85V84H239ZM86 87H87V85H85ZM99 86V85H98ZM108 86H110V85H108ZM114 86H115V84H114ZM138 86V85H137ZM238 86V85H237ZM241 86V85H240ZM240 86H238V88L240 87ZM246 86V85H245ZM249 86V85H248ZM49 87V86H48ZM57 87V86H56ZM67 87V86H66ZM132 87V86H131ZM133 87H134V85H133ZM142 87V89H143V86H141ZM177 87V86H176ZM219 87V86H218ZM252 87H255V86H252ZM50 88V87H49ZM63 89H65L64 87H62ZM62 88H60V89H62ZM74 88V87H73ZM118 88V87H117ZM136 89H138L139 87H135ZM150 88H151V86H150ZM228 88V87H227ZM230 88V87H229ZM244 88V87H243ZM249 88V87H248ZM17 89V88H16ZM53 89V88H52ZM51 89V90H52ZM98 89H99V87H98ZM102 89V88H101ZM106 89V88H105ZM110 89V88H109ZM112 89V88H111ZM145 89V88H144ZM153 89H155V88H153ZM209 89V88H208ZM225 89V88H224ZM251 89V88H250ZM22 89H20V91H21ZM27 90V89H26ZM33 90V89H32ZM48 90V89H47ZM54 90V89H53ZM57 90V89H56ZM90 90V89H89ZM95 90V89H94ZM120 90V89H119ZM139 90H141V89H139ZM158 90V89H157ZM173 90V89H172ZM178 90H180L179 88H178ZM229 90V89H228ZM230 90H232V89H230ZM249 90V89H248ZM252 90V89H251ZM25 91V90H24ZM35 91H37V90H35ZM40 91V90H39ZM42 91V90H41ZM45 91V90H44ZM49 91V90H48ZM55 91V90H54ZM58 91V90H57ZM62 91V90H61ZM68 91H69V89H68ZM110 91V90H109ZM109 91H107V92H109ZM111 91H115V90H111ZM117 91V90H116ZM115 91V92H116ZM121 91V90H120ZM130 91H131V89H130ZM146 91V90H145ZM174 91V90H173ZM227 91V90H226ZM234 91V90H233ZM236 91H237V89H236ZM250 91V90H249ZM248 91V92H249ZM9 92V91H8ZM19 92V91H18ZM30 92V91H29ZM43 92V91H42ZM50 92H53V91H50ZM65 92V91H64ZM105 92V91H104ZM132 92V91H131ZM148 92V91H147ZM214 92V91H213ZM217 92V91H216ZM228 92H230V91H228ZM241 92H243V91H241ZM250 92H252V91H250ZM34 93V92H33ZM56 93V92H55ZM63 93V92H62ZM114 93V92H113ZM142 93H143V91H142ZM148 93H150V91L148 92ZM147 93V94H148ZM152 93V92H151ZM154 93V92H153ZM170 93V92H169ZM173 93V92H172ZM179 93V92H178ZM235 93V92H234ZM236 93H238V92H236ZM9 94V93H8ZM22 93H20L19 95H21ZM24 94V93H23ZM26 94H27V92H26ZM26 94H25V96H26ZM28 94H31V93H28ZM41 94V93H40ZM50 94V93H49ZM53 94V93H52ZM64 94V93H63ZM71 94V93H70ZM102 94V93H101ZM100 94V95H101ZM108 94V93H107ZM117 94V93H116ZM115 94V95H116ZM131 94V93H130ZM192 93H190V95H191ZM193 94H194V92H193ZM193 94H192V96H193ZM217 94V93H216ZM248 94V93H247ZM39 95V94H38ZM42 95V94H41ZM44 95V94H43ZM56 95V94H55ZM119 95V94H118ZM123 95V94H122ZM121 95V96H122ZM159 95V94H158ZM177 95V94H176ZM195 95V94H194ZM202 95V94H201ZM233 95V94H232ZM7 96V95H6ZM30 96V95H29ZM49 96V95H48ZM54 96V95H53ZM72 96H73V94H72ZM79 96V95H78ZM102 96H104V94L102 95ZM111 96V94H109V97ZM131 96V95H130ZM140 96V95H139ZM160 96V95H159ZM175 96V95H174ZM184 96V95H183ZM219 96V95H218ZM236 96V95H235ZM261 96V95H260ZM262 96H264V95H262ZM18 97V96H17ZM17 97H15V98H17ZM31 97V96H30ZM39 97V96H38ZM52 96H50V98H51ZM166 97V96H165ZM232 97H234V96H232ZM242 97H244V96H242ZM247 97V96H246ZM24 98V97H23ZM26 98H27V96H26ZM41 98V97H40ZM49 98V99H50ZM56 98V97H55ZM55 98H53V99H55ZM61 98L62 97H60V100H61ZM72 98V97H71ZM75 98V97H74ZM89 98V97H88ZM125 98V97H124ZM123 98V99H124ZM127 98V97H126ZM154 98V97H153ZM161 98V97H160ZM170 98V97H169ZM178 98V97H177ZM192 98H194V97H192ZM241 98V97H240ZM8 99V98H7ZM18 99V98H17ZM22 99V98H21ZM20 99V100H21ZM39 99V98H38ZM43 99V98H42ZM48 99V98H47ZM77 99V98H76ZM81 99V98H80ZM90 99V98H89ZM108 99V98H107ZM119 99V98H118ZM165 99V98H164ZM174 99V98H173ZM187 99V98H186ZM196 99V98H195ZM194 99V100H195ZM237 99V98H236ZM243 99V98H242ZM12 100V99H11ZM14 100V99H13ZM39 100H41V99H39ZM59 100V99H58ZM67 100V99H66ZM88 100V99H87ZM91 100V99H90ZM89 100V101H90ZM110 100V99H109ZM122 100V99H121ZM158 100V99H157ZM169 100V99H168ZM178 100V99H177ZM190 100V99H189ZM203 100V99H202ZM210 100V99H209ZM238 100H240V99H238ZM246 99H244V101H245ZM51 101V100H50ZM54 100H52V102H53ZM55 101H57L56 99H55ZM77 101V100H76ZM82 101V100H81ZM95 101V100H94ZM107 101V100H106ZM114 101V100H113ZM129 101V100H128ZM131 101V100H130ZM134 101V100H133ZM149 101V100H148ZM185 101H187V100H185ZM195 101H198L197 99L195 100ZM233 101V100H232ZM39 101H37V103H38ZM43 102H45V97H44V101ZM63 102V101H62ZM84 102V101H83ZM83 102H82V104H83ZM127 102V101H126ZM151 102V101H150ZM154 102V101H153ZM161 102V101H160ZM184 102V101H183ZM238 102V101H237ZM260 102V101H259ZM40 103H42V102H40ZM47 103V101L45 102V104ZM55 103H57V102H55ZM66 103V102H65ZM65 103H62L63 104V106H64V104ZM85 103V105H86V102H84ZM89 103V102H88ZM106 103V102H105ZM104 103V104H105ZM118 103V102H117ZM138 103V102H137ZM152 103V102H151ZM170 103H171V101H170ZM175 103V102H174ZM188 103H190L189 101H188ZM187 103V104H188ZM261 103V102H260ZM260 103H259V105H260ZM26 104V103H25ZM30 105L32 104V103H29ZM67 104V103H66ZM76 103L74 102V104L73 105H75ZM80 104V103H79ZM92 104V103H91ZM119 104V103H118ZM124 104H130L129 102L128 103H124ZM156 104V103H155ZM181 104V103H180ZM185 104V103H184ZM195 104V103H194ZM200 104V103H199ZM229 104V103H228ZM262 104V103H261ZM4 105V104H3ZM34 105H36V104H34ZM38 105V104H37ZM41 105V104H40ZM58 105V104H57ZM61 105V104H60ZM93 105V104H92ZM95 105V104H94ZM116 105V104H115ZM135 105V104H134ZM160 106H161V104H159ZM163 105V104H162ZM173 105V104H172ZM179 105V104H178ZM177 105V106H178ZM196 105V104H195ZM194 105V106H195ZM208 105H209V103H208ZM240 105V104H239ZM2 106V105H1ZM6 106V105H5ZM39 106V105H38ZM38 106H37V108H38ZM62 106V105H61ZM62 106V107H63ZM75 106H78V105H75ZM97 106H98V104H97ZM114 106V105H113ZM126 106V105H125ZM141 106V105H140ZM165 106V105H164ZM186 106V105H185ZM192 106V105H191ZM204 106V105H203ZM202 106V107H203ZM212 106V105H211ZM216 106V105H215ZM241 106V105H240ZM7 107V106H6ZM23 107V106H22ZM45 107H47V106H45ZM61 107V109H63ZM78 107H80V106H78ZM78 107H76V108H78ZM107 107V106H106ZM117 107V106H116ZM129 107V106H128ZM130 107H133V106H130ZM147 107V106H146ZM199 107V106H198ZM221 107V106H220ZM236 107V106H235ZM41 108V107H40ZM75 108V107H74ZM84 108V107H83ZM143 108V107H142ZM150 108V107H149ZM148 108V109H149ZM192 108H194V107H192ZM201 108V107H200ZM208 108V107H207ZM34 109H35V106H34ZM47 109H48V107H47ZM79 109V108H78ZM78 109H76V110H78ZM118 109V108H117ZM139 109V108H138ZM145 109V108H144ZM195 109V108H194ZM218 109V108H217ZM239 109V108H238ZM244 109V108H243ZM1 110H4V109H1ZM21 110H23V109H21ZM29 110H31V109H29ZM28 110V111H29ZM42 110V109H41ZM58 110V109H57ZM87 110V109H86ZM103 110H105L106 111V109H104L103 108ZM127 110V109H126ZM189 110V109H188ZM191 111H192V109H190ZM200 110V109H199ZM199 110H198V112H199ZM203 110H204V108H203ZM207 110V109H206ZM235 110H236V108H235ZM259 110V109H258ZM261 110H263V109H261ZM16 111V110H15ZM37 111H39V110H37ZM59 111V110H58ZM57 111V112H58ZM74 111V110H73ZM99 111V110H98ZM135 111V110H134ZM202 111V110H201ZM244 111V110H243ZM17 112H21V111H19V109L17 110ZM29 112H31L32 113V111H29ZM49 112V111H48ZM47 112V113H48ZM142 112V111H141ZM141 112H140V114H141ZM149 112V111H148ZM166 112V111H165ZM170 112V111H169ZM174 112V111H173ZM194 112V111H193ZM203 112V111H202ZM206 112V111H205ZM212 112V111H211ZM217 112V111H216ZM2 113V112H1ZM24 113V112H23ZM39 113V112H38ZM75 113V114H74ZM74 115L72 116V119H70L71 120V124H74V128L75 127H77L79 124H77V123H80V121H82L84 118H88V119H90V120H92V119H94L95 117H96V114L98 113V112H96V114L94 113V112H92V111H90V112H88V113H84L83 114V111H80V110H78V111H74ZM130 113H132V111L130 112ZM135 113V112H134ZM171 113V112H170ZM182 113V112H181ZM192 113V112H191ZM14 114H16V113H14ZM19 114V113H18ZM33 114V113H32ZM31 114V115H32ZM49 114V113H48ZM53 114V113H52ZM68 114V113H67ZM102 114H105V113H102ZM138 114V113H137ZM173 114V113H172ZM177 113H175L174 115H176ZM183 114V113H182ZM185 114H187V113H185ZM203 114V113H202ZM211 114V113H210ZM252 114V113H251ZM22 115V114H21ZM25 115V114H24ZM35 115V114H34ZM41 115V114H40ZM58 115V114H57ZM133 115V114H132ZM134 115H136V113L134 114ZM192 115V114H191ZM201 115V114H200ZM212 115V114H211ZM1 116V115H0ZM3 116V115H2ZM1 116V117H2ZM23 116V115H22ZM28 116V115H27ZM26 115H25V117H27ZM43 116V115H42ZM52 116V115H51ZM98 116H100V115H98ZM105 116V115H104ZM109 116V115H108ZM140 116V115H139ZM144 116V115H143ZM142 116V117H143ZM187 116V115H186ZM213 116H215V115H213ZM222 116V115H221ZM228 116V115H227ZM21 117V116H20ZM33 117V116H32ZM134 117V116H133ZM136 117V116H135ZM141 117V118H142ZM144 117H146V116H144ZM209 117V116H208ZM211 117V116H210ZM242 117H243V115H242ZM241 117V118H242ZM3 118V117H2ZM24 118V117H23ZM38 118H42L41 116L40 117H38ZM50 118L51 117H49V120L48 121H51L50 123L51 124H49L50 125V129H49V132H46V133H48V135H49V137H51L52 139V143L51 142H49V143H51L50 145H48V146H39L38 148L36 147L35 148V152L33 151V153H31V156L33 157V159H36L37 160V163H36V169H34V170H36V172H37V174H38V176H39V178H44L45 179V177H46V179H47V175L52 171V165H54V164H56L57 162H58V160H65L66 161V163L64 162V164H68V165H72V167L74 166V167H76L80 172H89L90 171V169H91V166H94V164L92 165L91 164V162L89 161L90 159H91V157H92V153L94 152V151H96V149L97 148H99L98 147V145H97V137L98 136H96V134H95V132H96V130L94 131V132H91L90 131V129H84V130H81L82 131V135H81V137H80V141L82 142L81 143V145H80V147H78V148H76L77 150H71V148L69 149V148H66V149H60V146H57L55 143H54V140H56L57 138H59V135H61V134H64L65 132H67L68 131V134L67 135H65L67 138H72L73 137V132H72V130H70V129H72V128H67L66 127V129H65V131L64 130H62L63 128V125L61 124V122H59V119H58V117L56 116V115H53L52 116V120H50ZM62 118V117H61ZM105 118H107V116L105 117ZM104 118V119H105ZM116 118H120L121 119V121H122V123H124L123 125L124 126H129V129H130V127H132V126H136L137 125V123H138V121H137V118H135L136 120H130L129 118H128V116L126 115V113L123 111V110H121V111H116L114 114H113V116H111L110 118H109V122H110V124H108V129H107V133L109 134V136H111V137H118V135H119V137H121L120 136V134L121 133H119L120 131L119 130H117V128L119 127H115V124H116ZM179 118V117H178ZM190 118H191V116H190ZM196 118V117H195ZM198 118V117H197ZM215 118V117H214ZM238 118V117H237ZM236 118V119H237ZM18 119V118H17ZM25 119V118H24ZM88 119L86 120V121H88ZM98 118L96 117V120H97ZM206 119V118H205ZM210 119V118H209ZM212 119V118H211ZM210 119V120H211ZM247 119V118H246ZM26 120V119H25ZM63 120V119H62ZM66 120V119H65ZM95 120V121H96ZM99 120V119H98ZM138 120H140V119H138ZM191 120V119H190ZM201 120V119H200ZM199 120V121H200ZM204 120V119H203ZM208 120V119H207ZM244 119H242V121H243ZM18 121V120H17ZM33 121V120H32ZM47 121V122H48ZM69 121V120H68ZM108 121V120H107ZM118 121H120V120H118ZM142 121V120H141ZM140 121V124L141 123H143V124H145L144 122H141ZM181 121V120H180ZM198 121V120H197ZM236 121V120H235ZM241 121V122H242ZM28 122H29V120H28ZM36 122V121H35ZM43 122H45V121H43ZM93 122V121H92ZM205 122H206V120H205ZM238 122V121H237ZM244 122V121H243ZM19 123H20V121H19ZM19 123H16V124H19ZM23 123V122H22ZM27 123V122H26ZM38 123V122H37ZM102 123V122H101ZM118 123V122H117ZM147 123V122H146ZM149 123V122H148ZM220 123V122H219ZM233 123H235L234 121H233ZM10 124H12V123H10ZM21 124V123H20ZM25 124V123H24ZM44 124V123H43ZM75 124H76V126H75ZM82 124H83V122H82ZM91 124V123H90ZM202 124H204V123H202ZM201 124V126H203ZM212 124V123H211ZM23 125V124H22ZM21 125V126H22ZM29 125V124H28ZM42 125V124H41ZM92 125V124H91ZM98 125H100V124H98ZM102 125H103V123H102ZM100 126V128L101 127H103L104 128V126ZM116 125H118V124H116ZM122 124H121V126H123ZM147 125V124H146ZM145 125V126H146ZM213 125H216V124H213ZM212 125V126H213ZM8 126V125H7ZM27 126V125H26ZM25 126V127H26ZM37 126H39V124L37 125ZM81 126V125H80ZM80 126H79V128H80ZM84 126H86V124L84 125ZM83 126V127H84ZM105 126V127H106ZM120 126V127H121ZM148 126H149V124H148ZM200 126V127H201ZM220 126V125H219ZM234 126V125H233ZM233 126H231V128L233 127ZM237 126V125H236ZM239 126V125H238ZM237 126V127H238ZM242 126V125H241ZM9 127V126H8ZM18 128H19V126H17ZM16 127V128H17ZM35 127V126H34ZM70 127H71V125H70ZM82 127V128H83ZM119 127V128H120ZM159 127H162V126H159ZM210 127L211 126H209V128H208V130H211L210 129ZM222 127V126H221ZM220 127V128H221ZM24 127H22V129H23ZM40 128V127H39ZM62 128V129H61ZM81 128V129H82ZM99 128V129H100ZM142 128V127H141ZM143 128H144V126H143ZM146 129H147V127H145ZM151 128V127H150ZM173 128V127H172ZM204 128V127H203ZM217 128V127H216ZM215 128V129H216ZM229 128V127H228ZM231 128H229V129H231ZM236 128V127H235ZM20 129V128H19ZM26 129H27V127H26ZM77 129H78V127H77ZM121 129V128H120ZM128 129V128H127ZM129 129H128V131H129ZM158 129V128H157ZM164 129V128H163ZM214 128H213V131L215 130ZM238 129V128H237ZM10 130V129H9ZM30 130V129H29ZM91 130H94V128L93 129H91ZM102 130V129H101ZM101 130H100V132H101ZM124 130V129H123ZM123 130H121L122 132H123ZM132 130V129H131ZM135 129H133V131H134ZM153 130V129H152ZM186 130V129H185ZM184 130V131H185ZM207 130V131H208ZM216 130H218V129H216ZM215 130V131H216ZM232 130V129H231ZM236 129H234V127H233V131H235ZM264 130V129H263ZM19 131V130H18ZM119 131V132H118ZM138 131V130H137ZM164 131V130H163ZM172 131V130H171ZM214 131V132H215ZM220 131V130H219ZM237 131V130H236ZM8 132V131H7ZM77 132H78V130H77ZM103 132V131H102ZM118 132V133H117ZM126 132H127V130H126ZM131 132V131H130ZM148 132H150V131H148ZM217 132V131H216ZM225 131H223V133H224ZM6 133V132H5ZM12 133V132H11ZM26 133V132H25ZM80 133V132H79ZM99 133V132H98ZM125 133V131L123 132V134ZM132 133V136H134V134H133V132H131ZM145 133V132H144ZM158 133V132H157ZM167 133V132H166ZM202 133H205V132H202ZM202 133H201V135H202ZM220 134H221V132H219ZM222 133V134H223ZM228 133H229V131H228ZM227 133V134H228ZM238 133V132H237ZM256 133V132H255ZM107 134V135H108ZM123 134H121L122 136H123ZM126 134V133H125ZM136 134V133H135ZM141 134V133H140ZM183 134H184V132H183ZM221 134V135H222ZM226 133H225V135L226 136H223V137H226L227 138V135ZM231 134H232V131H231ZM236 134V133H235ZM234 133L232 134V135H230L231 136V138L229 137V138H227V139H225V138H223V139H225V142H230V141H227L228 139H230V140H232V138L233 137H235V136H233V135H235ZM78 135H80V134H78ZM103 136V134H100V136ZM106 135V136H107ZM139 135V134H138ZM148 135H155V134H148ZM159 135V134H158ZM188 135V134H187ZM199 135V134H198ZM197 135V137H199ZM220 135V136H221ZM238 135V134H237ZM5 136V135H4ZM25 136V135H24ZM75 136V135H74ZM126 136V135H125ZM153 136L151 137V138H153ZM189 136V135H188ZM204 136H205V134H204ZM216 136H217V133H216ZM219 136V135H218ZM217 136V137H218ZM233 136V137H232ZM7 137V136H6ZM11 137V136H10ZM14 137V136H13ZM31 137V136H30ZM61 137V136H60ZM104 137V136H103ZM119 137H118V139H119ZM144 137V136H143ZM158 137V136H157ZM208 137V136H207ZM211 137V136H210ZM213 137H215V134L213 135ZM238 137V136H237ZM20 139H21V137H19ZM25 138V137H24ZM32 138V137H31ZM36 138V137H35ZM64 137H62V139H63ZM102 137H100V139H101ZM135 138V137H134ZM148 138V137H147ZM146 138V139H147ZM171 138V137H170ZM204 138V137H203ZM216 138V137H215ZM218 138H220V137H218ZM0 139H1V137H0ZM65 139V138H64ZM74 139V138H73ZM104 139V138H103ZM117 139V138H116ZM121 139V138H120ZM124 139H127V137L126 138H124ZM130 139V138H129ZM129 139L127 140V141H129ZM140 139H142V138H140ZM159 139H160V136H159ZM183 139V138H182ZM221 139V138H220ZM233 139H235V138H233ZM2 140V139H1ZM0 140V141H1ZM15 140H17V139H15ZM14 140V141H15ZM26 140V139H25ZM24 140V141H25ZM33 140V139H32ZM69 140V139H68ZM110 140V139H109ZM108 140V141H109ZM132 140V139H131ZM135 140H136V138H135ZM145 139H143V141H144ZM153 140V142H154V139H152ZM157 140V139H156ZM167 140V139H166ZM212 140V139H211ZM210 140V141H211ZM216 140H217V138H216ZM222 140V139H221ZM243 140V139H242ZM5 141V140H4ZM27 141V140H26ZM25 141V142H26ZM29 141H31V140H29ZM71 141V140H70ZM73 141V140H72ZM71 141V142H72ZM99 141H101L102 142V140H99ZM106 141V140H105ZM117 142H118V140H116ZM161 141V140H160ZM234 141V140H233ZM249 141V140H248ZM9 142V141H8ZM12 142V141H11ZM59 142H61L60 140H59ZM58 142V143H59ZM67 142V141H66ZM78 142V141H77ZM130 142V141H129ZM150 142V141H149ZM157 142H159V141H157ZM208 142V141H207ZM21 143V142H20ZM27 143H28V141H27ZM26 143V144H27ZM79 143V142H78ZM77 143V144H78ZM137 143H138V141H137ZM142 143V142H141ZM144 143V142H143ZM148 143V142H147ZM180 143V142H179ZM231 143V142H230ZM244 143V142H243ZM6 144V143H5ZM4 144V145H5ZM14 144V143H13ZM34 144V143H33ZM65 144H67V143H65ZM64 144V145H65ZM73 144V143H72ZM128 144V143H127ZM131 144V143H130ZM129 144V145H130ZM134 144V143H133ZM140 144V143H139ZM139 144H136V145H139ZM2 145H3V143H2ZM10 145V144H9ZM9 145H8V147H9ZM17 145V144H16ZM21 145H23V144H21ZM29 145V144H28ZM60 145V144H59ZM143 145V144H142ZM173 145V144H172ZM194 145V144H193ZM244 145V144H243ZM242 145V146H243ZM247 145H248V143H247ZM19 146H20V144H19ZM18 146V147H19ZM32 146V145H31ZM62 146V145H61ZM76 146V145H75ZM140 146V145H139ZM167 146V145H166ZM25 146H23V148H24ZM64 147H70V144H69V146H64ZM103 147V146H102ZM126 147V146H125ZM141 147V146H140ZM193 147V146H192ZM250 147H252L251 145H250ZM10 148V147H9ZM12 148V147H11ZM74 148V147H73ZM105 148V147H104ZM118 148V147H117ZM121 148H124V147H121ZM145 148H146V145H145ZM177 148V147H176ZM186 148V147H185ZM13 149V148H12ZM134 149V148H133ZM151 149V148H150ZM149 149V150H150ZM184 149V148H183ZM191 149H193V148H191ZM242 149V148H241ZM244 149H247L246 147H244ZM253 149V148H252ZM3 150V149H2ZM114 150V149H113ZM125 150V149H124ZM139 150H140V148H139ZM261 150V149H260ZM4 151H5V149H4ZM9 151H11L10 149H9ZM16 151V150H15ZM14 151V152H15ZM30 151V150H29ZM131 151V150H130ZM164 151H165V149H164ZM163 151V152H164ZM193 151V150H192ZM259 151V150H258ZM7 152V151H6ZM12 152V151H11ZM99 152V151H98ZM115 152V155L113 156V157H115L116 156V153L118 154V152H116V151H114ZM125 152H127V151H125ZM125 152H123V153H125ZM182 152H183V150H182ZM190 152V151H189ZM121 153H122V151H121ZM131 153V152H130ZM142 153V152H141ZM237 153V152H236ZM242 153V152H241ZM241 153H240V155H241ZM245 153H246V151H245ZM261 153V152H260ZM6 154V153H5ZM26 154V153H25ZM95 154H96V152H95ZM95 154H94V157H95ZM99 154V153H98ZM113 154V153H112ZM132 154V153H131ZM142 154H144V153H142ZM176 154V153H175ZM186 154H188V153H186ZM185 154V155H186ZM12 155V154H11ZM14 155V154H13ZM24 155V154H23ZM41 155L43 156V155H46V157H47V159H50L51 160V164L49 165L47 162H48V160H47V162H45V161H43V159H42V157H41ZM157 155V154H156ZM196 155V154H195ZM239 155V156H240ZM250 155V154H249ZM183 156V155H182ZM247 156V155H246ZM5 157V156H4ZM22 157H24V156H22ZM26 157H28V156H26ZM101 157V156H100ZM103 157V156H102ZM101 157V158H102ZM112 157V158H113ZM118 157V156H117ZM130 157V156H129ZM140 157V156H139ZM190 157V156H189ZM245 157V156H244ZM248 157V156H247ZM247 157H246V159H247ZM7 158H8V156H7ZM29 158V157H28ZM105 158V157H104ZM108 158V157H107ZM121 158V157H120ZM190 158H192V157H190ZM10 159V158H9ZM22 159H24V158H22ZM117 159H119V158H117ZM122 159V158H121ZM126 158H124V160H125ZM130 159H132V158H130ZM138 159V158H137ZM241 159H243L244 160V158H241ZM263 159V158H262ZM15 160H17V159H15ZM97 160V162H98V159H96ZM103 160V162L105 163V161H107V160H105L104 161V159L102 158L101 159V161ZM110 160V158L108 159V161ZM124 160H123V162H124ZM159 160V159H158ZM199 160V159H198ZM204 158H202V160L201 161H203L204 162ZM208 160V159H207ZM240 160V159H239ZM30 161V160H29ZM32 161H34V160H32ZM94 162H95V160H93ZM101 161H99V162H101ZM113 161H115L114 159H113ZM113 161H111V162H113ZM129 161V160H128ZM131 161V160H130ZM149 161V160H148ZM246 161V160H245ZM263 161V160H262ZM12 162H14L15 163V161L13 160V161H11V163ZM22 162V161H21ZM24 162V161H23ZM26 162V161H25ZM63 162V161H62ZM110 162V161H109ZM116 162V161H115ZM137 162V161H136ZM136 162H134V163H136ZM209 162H210V160H209ZM211 162H215V161H211ZM238 162H241V161H238ZM118 162H116V164H117ZM127 163V162H126ZM143 163V162H142ZM154 163V162H153ZM257 163V162H256ZM7 164V163H6ZM17 164H18V162H17ZM23 164V163H22ZM100 164V163H99ZM116 164H114V165H116ZM131 164V163H130ZM137 164V163H136ZM164 164V163H163ZM198 164V163H197ZM200 164V163H199ZM199 164H198V166H199ZM201 164H202V162H201ZM233 164V163H232ZM10 165V164H9ZM16 165V164H15ZM24 165V164H23ZM27 165V164H26ZM35 165V164H34ZM58 165V164H57ZM62 165H63V163H62ZM98 165V164H97ZM101 165V164H100ZM107 165V164H106ZM117 165H119V164H117ZM138 165V164H137ZM196 165V164H195ZM203 166H201V168H200V173L201 174H203V175H206V176H208V183H209V186H210V183H215L216 181H214L215 179H217V168L214 166V164H202ZM210 165V166H209ZM223 165V164H222ZM252 165V164H251ZM259 165V164H258ZM262 165H263V163H262ZM14 166V165H13ZM17 166V165H16ZM18 166H19V164H18ZM59 166V165H58ZM103 166V165H102ZM108 166V165H107ZM111 167H112V165H110ZM120 166H122V165H120ZM128 166H130V165H128ZM128 166H126V167H128ZM141 166V165H140ZM194 166V165H193ZM197 166V167H198ZM239 166V165H238ZM256 166V164L254 165V167ZM25 167H27V166H25ZM29 167V166H28ZM33 167V166H32ZM32 167H30V168H32ZM35 167V166H34ZM66 167V166H65ZM111 167H109L110 169H111ZM139 167V166H138ZM142 167V166H141ZM154 167V166H153ZM220 167V166H219ZM236 167V166H235ZM264 167V166H263ZM24 168V167H23ZM61 168H63V167H61ZM95 168V167H94ZM94 168H93V170H94ZM102 168V167H101ZM107 169L108 170V174H110V172H111V170L110 169ZM113 168V167H112ZM117 168H119V167H117ZM121 168V167H120ZM120 168L118 169V170H120ZM143 168V167H142ZM237 168V170H238V167H236ZM253 168V167H252ZM251 168V169H252ZM256 168V167H255ZM259 168V167H258ZM29 169V168H28ZM104 169L106 170V166L104 167ZM128 169V168H127ZM126 169V170H127ZM192 169H194V168H192ZM196 169V168H195ZM194 169V170H195ZM235 169V168H234ZM251 169H250V171H251ZM34 170H33V173H34ZM69 170H70V168H69ZM68 170V171H69ZM103 171V169H100V171ZM106 170V171H107ZM110 170V171H109ZM117 170V169H116ZM132 170V169H131ZM197 170V169H196ZM240 170V169H239ZM254 171H255V169H253ZM262 170V169H261ZM54 171V170H53ZM57 171V170H56ZM58 171H60V170H58ZM64 171V170H63ZM78 171V173H80ZM199 171V170H198ZM221 171H223V170H221ZM242 170H240V172H241ZM253 171V172H254ZM257 171H259V169L257 170ZM65 172H66V170H65ZM116 172V171H115ZM119 172V171H118ZM122 172H123V169H122ZM236 172V171H235ZM244 172V171H243ZM256 172V171H255ZM255 172H254V174H255ZM53 173V172H52ZM59 173V172H58ZM68 174H69V172H67ZM102 173V172H101ZM198 173V172H197ZM219 173H220V171H219ZM259 173H261V172H258V175H259ZM29 174V173H28ZM56 174V173H55ZM59 174H61V173H59ZM64 174V173H63ZM62 174V175H63ZM99 174V173H98ZM103 174V173H102ZM117 174V173H116ZM123 174V173H122ZM221 174H222V172H221ZM236 174H238V173H236ZM242 175H243V173H241ZM249 174V173H248ZM251 174V173H250ZM249 174V175H250ZM253 174V173H252ZM50 175V174H49ZM53 175V174H52ZM66 175V174H65ZM81 175V174H80ZM82 175H83V173H82ZM86 175V174H85ZM89 175V174H88ZM91 175V174H90ZM104 175V174H103ZM119 175V174H118ZM120 175H121V173H120ZM119 175V176H120ZM157 175V174H156ZM199 175V174H198ZM209 175H210V177L212 176V177H214V176H216V177H214V180H213V182L210 180V177H209ZM38 176H36V177H38ZM54 176H56V175H54ZM78 176V175H77ZM102 176V175H101ZM119 176L117 177L116 176V179H119ZM185 176V175H184ZM189 176V175H188ZM193 176L194 175H192V172H191V177L189 176V182L187 183V191H188V201H187V205H193V203H194V195H196V193H197V195H199V193H200V191H198V189H197V182L195 181V179L196 180H198L197 179V177H195V178H193ZM205 176V177H206ZM221 176V175H220ZM241 176V175H240ZM20 177V176H19ZM62 177V176H61ZM67 177H69V176H67ZM81 177V176H80ZM89 177V176H88ZM95 177V176H94ZM100 177V176H99ZM104 177H106L105 175H104ZM222 177V176H221ZM232 177H233V175H232ZM258 177H260V176H257V179H258ZM264 177V176H263ZM24 179H25V177H24ZM52 179H53V177H52ZM56 179H57V177H56ZM55 179V180H56ZM63 179H64V177H63ZM78 179H79V177H78ZM77 179V180H78ZM83 179H86V177L84 176L83 177ZM89 179H90V177H89ZM89 179H88V181H89ZM107 179H109V177H106V180ZM111 179H112V177H111ZM121 179H122V177H121ZM123 179H124V177H123ZM130 179H131V177H130ZM129 179V180H130ZM235 179H236V177H235ZM244 179H245V176H244ZM250 179H251V177H250ZM252 179H253V177H252ZM260 179H261V177H260ZM9 180V179H8ZM43 180V179H42ZM54 180V179H53ZM58 180H59V176H58ZM67 180V179H66ZM91 180V179H90ZM95 181H97V179H94ZM100 180V179H99ZM171 180V179H170ZM211 182H210V181ZM230 180H232V179H230ZM255 180V179H254ZM3 181V180H2ZM27 181V180H26ZM71 177H70V184L69 185H71ZM76 181V180H75ZM102 181V180H101ZM105 181V180H104ZM113 181H115V180H113ZM120 181H122V180H120ZM125 181H127V180H125ZM138 181V180H137ZM176 181V180H175ZM201 181V180H200ZM205 181V180H204ZM219 181V180H218ZM218 181H217V185L219 184L218 183ZM238 181V180H237ZM249 181H251V180H249ZM66 182V181H65ZM87 182V181H86ZM92 182H93V180H92ZM107 183L109 182L110 183V180L109 181H106ZM234 182V181H233ZM232 182V183H233ZM236 182V181H235ZM234 182V183H235ZM243 182V181H242ZM20 183H21V181H20ZM25 183V182H24ZM32 183V182H31ZM75 183V182H74ZM89 183V182H88ZM91 183V182H90ZM89 183V184H90ZM99 183H101V182H99ZM107 183H105V185L107 184ZM112 183V182H111ZM147 183V182H146ZM202 183V182H201ZM233 183V184H234ZM248 183V182H247ZM258 183V182H257ZM19 184V183H18ZM40 184V183H39ZM43 184V183H42ZM76 184H78L77 182H76ZM81 184V183H80ZM92 184V183H91ZM94 184V183H93ZM102 184H103V182H102ZM118 184V183H117ZM120 185H122L123 186V184H121V183H119ZM198 184H199V182H198ZM207 184V183H206ZM239 184V183H238ZM23 185V184H22ZM68 185V184H67ZM73 185V184H72ZM71 185V186H72ZM81 185H83V184H81ZM80 185V186H81ZM85 185V184H84ZM96 185V184H95ZM104 185V186H105ZM125 185V184H124ZM143 185V184H142ZM186 185V184H185ZM184 185V186H185ZM200 185H202V184H200ZM199 185V186H200ZM227 185H228V183H227ZM236 185V184H235ZM241 185H242V183H241ZM256 185V184H255ZM74 186H77V185H74ZM89 186V185H88ZM92 186H94V185H92ZM103 186V187H104ZM108 186V185H107ZM114 186V185H113ZM183 186V187H184ZM206 186V185H205ZM208 186V187H209ZM230 186V185H229ZM231 186H232V184H231ZM238 186V185H237ZM240 186V185H239ZM238 186V187H239ZM257 186V185H256ZM84 187V186H83ZM99 187V186H98ZM128 187V186H127ZM248 187V186H247ZM250 187V186H249ZM258 187V186H257ZM87 188H90V186L89 187H87ZM105 189H107V187H104ZM115 188H117V187H115ZM129 188V187H128ZM185 188V187H184ZM205 188H207V187H205ZM210 188H212V187H210ZM224 184L222 185V187H221V189H220V192L218 193V194H216V195H211V193L208 195V193H207V195L209 196V198L208 199H210V197L212 198L211 200L212 201H214L213 203H216L217 201H219V199L222 197V195H221V193H226L225 191H224ZM232 189H234V187L232 186L231 187ZM231 188H229V189H231ZM245 188V187H244ZM259 188V187H258ZM11 189V188H10ZM13 189V188H12ZM18 189V188H17ZM43 189V188H42ZM62 189V188H61ZM64 189V188H63ZM67 189V188H66ZM74 189V188H73ZM73 189H71V190H73ZM78 189V188H77ZM76 189V190H77ZM84 189H85V187H84ZM93 189V188H92ZM98 189V188H97ZM99 189H101V188H99ZM167 189H168V187H167ZM185 189V190H186ZM209 189V188H208ZM226 189H227V187H226ZM264 189V188H263ZM29 190V189H28ZM93 190H95V189H93ZM127 190V189H126ZM129 190V189H128ZM199 190H201V189H199ZM203 190H205V189H203ZM215 190V189H214ZM219 190V189H218ZM249 190V189H248ZM253 190V189H252ZM262 190V189H261ZM18 191V190H17ZM31 191V190H30ZM37 191V190H36ZM45 191V190H44ZM57 191V190H56ZM75 191V190H74ZM73 191V192H74ZM84 191V190H83ZM98 191V190H97ZM100 191V190H99ZM104 191V190H103ZM181 191H184V190H181ZM210 191V190H209ZM224 191V192H223ZM234 191H236V190H234ZM233 191V192H234ZM242 191V190H241ZM241 191H240V194H241ZM245 191H247V190H245ZM8 192V191H7ZM26 192V191H25ZM39 192V191H38ZM48 192V191H47ZM49 192H52V191H49ZM64 192V191H63ZM66 192H67V190H66ZM93 192V191H92ZM94 192H96V191H94ZM102 192V191H101ZM106 192H107V190H106ZM122 192V191H121ZM120 192V193H121ZM126 192V191H125ZM164 192V191H163ZM232 192V193H233ZM248 192V191H247ZM41 193V192H40ZM57 193V192H56ZM70 193H72V192H70ZM76 193V192H75ZM80 193V192H79ZM83 193V192H82ZM97 193V192H96ZM100 193V192H99ZM99 193H98V196H99ZM103 193V192H102ZM114 193H116V189H115V191L113 192V196H114ZM117 193H119V192H117ZM128 193H129V191H128ZM242 193H243V191H242ZM245 193V192H244ZM6 194V193H5ZM23 194V193H22ZM21 194V195H22ZM29 194V193H28ZM53 193H51L50 195H52ZM89 194V193H88ZM179 194V193H178ZM228 194H229V192H228ZM246 194V193H245ZM244 194V195H245ZM248 194V193H247ZM40 195H42V194H40ZM43 195H44V192H43ZM66 195V194H65ZM72 195V194H71ZM81 195V194H80ZM90 195L91 196H93L91 193H90ZM89 195V196H90ZM94 195H95V193H94ZM133 195V194H132ZM172 195V194H171ZM202 195V194H201ZM211 195V196H210ZM243 195V196H244ZM250 195V194H249ZM13 196V195H12ZM57 196V195H56ZM78 196V195H77ZM83 196H85V195H83ZM106 196H107V194H106ZM129 196V195H128ZM154 196V195H153ZM207 196V197H208ZM228 196H230V195H228ZM228 196H227V198H228ZM240 196V195H239ZM238 196V197H239ZM22 197V196H21ZM47 197V196H46ZM48 197H49V195H48ZM55 197V196H54ZM64 197V196H63ZM69 197V196H68ZM87 197V196H86ZM94 197V196H93ZM131 197V196H130ZM158 197V196H157ZM231 197V196H230ZM10 198H11V195H10ZM15 198V197H14ZM14 198H12V199H14ZM25 198V197H24ZM23 198V199H24ZM35 198V197H34ZM43 198V197H42ZM50 198H52V197H50ZM56 198V197H55ZM58 198H59V196H58ZM64 198H66V197H64ZM71 198V197H70ZM77 198V197H76ZM79 198H80V196H79ZM84 198V197H83ZM91 198V197H90ZM198 198H199V196H198ZM202 198V197H201ZM203 198H204V195H203ZM244 198H246V196L244 197ZM243 198V199H244ZM16 199V198H15ZM20 199V198H19ZM38 199V198H37ZM69 199V198H68ZM68 199H66V200H68ZM92 199V198H91ZM108 199H109V197H108ZM114 199V198H113ZM181 199H183V198H181ZM207 199V198H206ZM223 199V198H222ZM222 199H220V200H222ZM238 199H240V198H238ZM25 200V199H24ZM43 200V199H42ZM72 200V199H71ZM78 200H81V199H78ZM94 200H96V199H94ZM110 200H111V198H110ZM174 200V199H173ZM228 200V199H227ZM249 200V199H248ZM6 201V200H5ZM12 201V200H11ZM18 201V200H17ZM39 201V200H38ZM51 201V200H50ZM64 201V200H63ZM84 201V200H83ZM115 201V200H114ZM176 201V200H175ZM183 201H184V199H183ZM197 201H198V199H197ZM201 201V200H200ZM209 201V200H208ZM225 201H226V199H225ZM229 201V200H228ZM20 202V201H19ZM35 202V201H34ZM40 202V201H39ZM61 202V201H60ZM71 201H69L68 203H70ZM82 202V201H81ZM85 202H88V201H85ZM107 202V201H106ZM170 202H172V200L170 201ZM179 202V201H178ZM196 202V201H195ZM199 202V201H198ZM197 202V203H198ZM204 202V201H203ZM206 202V201H205ZM223 202V201H222ZM247 202V201H246ZM6 203V202H5ZM12 203V202H11ZM33 203V202H32ZM41 203V202H40ZM39 203V204H40ZM42 203H45V202H42ZM41 203V204H42ZM57 203V202H56ZM98 203V202H97ZM104 203V202H103ZM114 203V202H113ZM116 203H117V201H116ZM183 203V204H182ZM181 204H182V206H180L178 209H174V212H173V214H172V216L170 217L171 219H170V222H171V227H170V229L168 230V231H166V232H164V230L161 228V225H160V222L158 221V220H153V221H151V222H148V224H147V226H146V228H147V232H144L143 230H141V228H138V229H136L135 230V232L131 235V237L130 238H128L126 241H125V243H124V245H123V247H122V251H121V256L123 257V259H125V261H126V264H231V263H233V262H231L232 261V259L234 260V258L233 257H235L234 255L236 254V250H237V248H239V247H241V246H245L246 248H247V250L245 251V252H249V254H254L255 253V251L256 250H258L257 249V241L254 239V238H252V237H249V238H245V239H243V240H240L241 242H239V247H237L236 246V243L234 242V234H233V232H231V228H230V230L228 229V227H227V225L225 224V223H223V222H220L219 224L220 225H218V227H216V225H215V227L214 226H211V225H209V223L207 222V221H201L200 220V218L199 217H196V214L195 213H193V214H195V216H194V219H193V224H194V226H196V228H197V231L198 232H196L197 233V236L196 237H194V240L191 238V234L189 235L187 232H185L184 230H183V226H182V224H181V222H182V219H183V210H184V208L186 207V205H185V202H182ZM209 203H210V201H209ZM226 203V202H225ZM237 203L239 204L240 202H238L237 201ZM253 203H254V201H253ZM3 204H4V202H3ZM62 204V203H61ZM66 204V203H65ZM106 204V203H105ZM177 204V206H178V203H176ZM196 204V203H195ZM194 204V205H195ZM211 204V203H210ZM220 204V203H219ZM218 203L216 204V205H219ZM224 204V203H223ZM229 204V203H228ZM231 204V203H230ZM229 204V205H230ZM234 204V203H233ZM7 205V204H6ZM22 205V204H21ZM45 205L46 204H44V207H45ZM60 205V204H59ZM63 205V204H62ZM68 205V204H67ZM73 205V204H72ZM88 205V204H87ZM111 205V204H110ZM119 205H120V203H119ZM183 205H185V207L184 208H182V209H180L181 207H183ZM197 205V204H196ZM201 205V204H200ZM225 205V204H224ZM30 206V205H29ZM35 206H36V204H35ZM42 206V205H41ZM47 206V205H46ZM64 206H66V205H64ZM69 206V205H68ZM84 206V205H83ZM102 206V205H101ZM173 206H175V203H173ZM176 206V207H177ZM204 206L206 207L207 206V204L205 205L204 204ZM236 206H237V204H236ZM4 207V206H3ZM3 207H1V208H3ZM60 207V206H59ZM67 207V206H66ZM65 207V208H66ZM78 207V206H77ZM80 207V206H79ZM119 207V206H118ZM140 207V206H139ZM191 207V206H190ZM200 207V206H199ZM252 207V206H251ZM259 207V206H258ZM5 208V207H4ZM21 208V207H20ZM19 208V209H20ZM33 208H34V206H33ZM39 208V207H38ZM47 208V207H46ZM45 208V209H46ZM62 208V207H61ZM90 208V207H89ZM108 208V207H107ZM117 208V207H116ZM175 208V207H174ZM208 208V207H207ZM216 208V207H215ZM228 208V207H227ZM240 208H241V206H240ZM24 209H26V208H24ZM29 209H31V208H29ZM41 210H42V208H40ZM44 209V208H43ZM48 209V208H47ZM46 209V210H47ZM50 209V208H49ZM55 209H57V208H55ZM60 209V208H59ZM58 209V210H59ZM67 209V208H66ZM80 209V208H79ZM86 209V208H85ZM91 209V208H90ZM111 209H113V208H111ZM121 209H123V208H121ZM137 209V208H136ZM187 209V208H186ZM200 208H198V210H199ZM235 209H237L236 207H235ZM249 209V208H248ZM258 209V208H257ZM2 210V209H1ZM8 210V209H7ZM9 210H10V208H9ZM8 210V211H9ZM51 210V209H50ZM53 210V209H52ZM68 210V209H67ZM81 210H82V208H81ZM107 210V209H106ZM192 210V209H191ZM205 210V209H204ZM207 210V209H206ZM210 210V209H209ZM222 210V209H221ZM12 211V210H11ZM21 211V210H20ZM49 211V210H48ZM62 211V210H61ZM59 212L60 214H62L63 215V213L64 212H66V210L65 211H63V213L62 212ZM78 211V210H77ZM96 211V210H95ZM185 211H187V210H185ZM211 211V210H210ZM220 211V210H219ZM234 211V210H233ZM232 211V212H233ZM242 211V210H241ZM5 212V211H4ZM18 212V211H17ZM46 212V211H45ZM51 212V211H50ZM49 212V213H50ZM52 212H56V210L55 211H52ZM70 212V211H69ZM69 212H66V216L65 217H67V213H69ZM93 212V211H92ZM100 212H101V209H100ZM103 213H104V211H102ZM110 212H112L111 210H110ZM118 212V211H117ZM167 212H168V210H167ZM172 212V211H171ZM194 212V211H193ZM199 212H200V210H199ZM205 212V211H204ZM214 212H215V210H214ZM223 212V211H222ZM235 212V211H234ZM233 212V213H234ZM239 212V211H238ZM257 212V211H256ZM20 213V212H19ZM29 213V212H28ZM33 213V212H32ZM38 213V212H37ZM44 213V212H43ZM102 213V214H103ZM115 213V212H114ZM122 213V212H121ZM121 213H119V214H121ZM190 213H192V212H190ZM213 213V212H212ZM221 213V212H220ZM224 213V212H223ZM232 213V214H233ZM246 213V212H245ZM248 213V212H247ZM255 213V212H254ZM261 213V215H262V211L260 212ZM4 214V213H3ZM7 214V213H6ZM53 215H54V213H52ZM94 214V213H93ZM100 214V213H99ZM105 214H106V212H105ZM109 214V213H108ZM107 214V215H108ZM111 214V213H110ZM168 214V213H167ZM200 214H202V213H200ZM200 214H198V215H200ZM208 214V213H207ZM9 215V214H8ZM31 215V214H30ZM29 215V216H30ZM43 214H41V216H42ZM45 215V214H44ZM61 215V216H62ZM76 215V214H75ZM192 215V214H191ZM190 215V216H191ZM220 215V214H219ZM218 215V216H219ZM225 215V214H224ZM250 215V214H249ZM254 215V214H253ZM6 216V215H5ZM12 216V215H11ZM22 216H24L23 214H22ZM47 216V215H46ZM55 216V215H54ZM58 216V215H57ZM56 216V217H57ZM64 216V215H63ZM62 216V217H63ZM100 216V215H99ZM115 216V215H114ZM165 216H168V215H165ZM188 216H189V214H188ZM207 216H209V215H207ZM210 216H212V214L210 215ZM248 216V215H247ZM264 216V215H263ZM7 217V216H6ZM6 217H5V219H6ZM13 217V216H12ZM52 217V216H51ZM50 217V218H51ZM116 217V216H115ZM122 217V216H121ZM187 217V216H186ZM193 217V216H192ZM221 217H224L223 215L221 216ZM236 217V216H235ZM238 217H239V215H238ZM16 219H19V218H17V217H15ZM28 218V217H27ZM44 218V217H43ZM48 218V217H47ZM49 218V219H50ZM54 218V217H53ZM59 218H61V217H59ZM107 218V217H106ZM165 218V217H164ZM164 218H163V220H164ZM190 219H191V217H189ZM233 218V217H232ZM245 218V217H244ZM2 219H4V218H2ZM22 219V218H21ZM31 219V218H30ZM67 219H69V218H67ZM85 219V218H84ZM218 220H219V218H217ZM234 219V218H233ZM8 220V219H7ZM33 220V219H32ZM36 220H38V219H36ZM43 220V219H42ZM52 220V219H51ZM55 220V219H54ZM56 220H57V218H56ZM83 220V219H82ZM81 220V221H82ZM86 220V219H85ZM133 220V219H132ZM203 220V219H202ZM260 220V219H259ZM261 220H263V219H261ZM1 221V220H0ZM2 221H4V220H2ZM10 221V220H9ZM13 221V220H12ZM22 222H23V219L21 220ZM26 221H28V220H26ZM44 221V220H43ZM46 221V220H45ZM44 221V222H45ZM76 221V220H75ZM79 221V220H78ZM95 221V220H94ZM115 221V220H114ZM165 221H166V218H165ZM220 221V220H219ZM250 221H251V219H250ZM249 221V222H250ZM14 222V221H13ZM13 222H12V224H13ZM16 222V221H15ZM18 222V221H17ZM42 222V221H41ZM51 222V221H50ZM57 222H59V221H57ZM62 222V221H61ZM61 222H59V223H61ZM118 222V221H117ZM143 222V221H142ZM188 222V221H187ZM192 222V221H191ZM211 222V221H210ZM234 222V221H233ZM233 222H231V220H230V223H229V225L231 224V223H233ZM264 222V221H263ZM10 223V222H9ZM19 223H20V220H19ZM32 223H33V221H32ZM34 223H35V221H34ZM38 223V222H37ZM56 223V222H55ZM104 223V222H103ZM108 223V222H107ZM116 223V222H115ZM132 223V222H131ZM147 223V222H146ZM145 223V224H146ZM164 223V222H163ZM163 223H162V225H163ZM166 223V222H165ZM164 223V224H165ZM184 223H186V222H184ZM218 223V222H217ZM239 223V222H238ZM237 223V224H238ZM2 224V223H1ZM7 224V223H6ZM53 224V223H52ZM79 224H80V222H79ZM82 224H84V222H82ZM134 224V223H133ZM187 224V223H186ZM253 224H255V223H253ZM4 225V224H3ZM11 225V224H10ZM35 225V224H34ZM39 225V224H38ZM63 225V224H62ZM66 225V224H65ZM167 225V224H166ZM188 226H189V224H187ZM192 225V224H191ZM232 225H234V224H232ZM245 225V224H244ZM260 225H262V223L260 224ZM26 226H28V225H26ZM53 226V225H52ZM81 226V225H80ZM84 225H82V227H83ZM95 226V225H94ZM105 226H106V224H105ZM249 226V225H248ZM248 226H247V228H248ZM264 226V225H263ZM24 227V226H23ZM37 227V226H36ZM47 227V226H46ZM87 227V226H86ZM110 227V226H109ZM124 227V226H123ZM132 227V226H131ZM134 227V226H133ZM165 227V226H164ZM185 227V226H184ZM231 227V226H230ZM257 227V226H256ZM261 227V226H260ZM5 228V227H4ZM11 228V227H10ZM18 228V227H17ZM20 228V227H19ZM25 228V227H24ZM39 228V227H38ZM43 228V227H42ZM54 228H56V225H55V227ZM64 228V227H63ZM103 228V227H102ZM126 228V227H125ZM124 228V229H125ZM128 228V227H127ZM144 228V227H143ZM187 228V227H186ZM189 228H190V226H189ZM23 229V228H22ZM26 229V228H25ZM28 229H30V228H28ZM44 229V228H43ZM50 229V228H49ZM68 229V228H67ZM99 229V228H98ZM123 229V230H124ZM168 229V228H167ZM191 229H192V227H191ZM250 229H251V227H250ZM2 230V229H1ZM31 230V229H30ZM38 230V229H37ZM56 230V229H55ZM59 230V229H58ZM62 230V229H61ZM65 230V229H64ZM101 230V229H100ZM104 230V229H103ZM131 230V229H130ZM134 229H132V231H133ZM194 230V229H193ZM192 230V231H193ZM236 230V229H235ZM8 231H9V229H8ZM13 231V230H12ZM21 231V230H20ZM27 231V230H26ZM40 231V230H39ZM87 231V230H86ZM191 231V230H190ZM244 231H246V229L244 230ZM249 231V230H248ZM251 231V230H250ZM259 231V230H258ZM10 232H11V230H10ZM50 232V231H49ZM60 232H62V231H60ZM101 232V231H100ZM105 232V231H104ZM116 232V231H115ZM114 232V233H115ZM125 232V231H124ZM128 232V230L125 232V233H127ZM130 232V231H129ZM236 232V231H235ZM234 232V233H235ZM252 232H253V228H252ZM11 233H13V232H11ZM15 233V232H14ZM17 233V232H16ZM21 233V232H20ZM23 233V232H22ZM21 233V234H22ZM29 233V232H28ZM36 233V232H35ZM55 233H57L56 231H55ZM63 233V232H62ZM75 233V232H74ZM73 233V234H74ZM79 233H81V232H79ZM113 233V234H114ZM195 233V232H194ZM247 234H248V232H246ZM245 233V234H246ZM30 234V233H29ZM71 234V233H70ZM78 234V233H77ZM94 234V233H93ZM96 234V233H95ZM129 234V233H128ZM239 234V233H238ZM241 234V233H240ZM246 234V235H247ZM250 234H252V233H250ZM14 235V234H13ZM20 235V234H19ZM28 235V234H27ZM50 235V234H49ZM123 235V234H122ZM121 235V236H122ZM258 235V234H257ZM9 236V235H8ZM26 236V235H25ZM40 236V235H39ZM113 236V235H112ZM127 236V235H126ZM15 237L17 238V236L15 235ZM23 237V236H22ZM31 236L29 235V238H30ZM35 237V236H34ZM37 237V236H36ZM44 237V236H43ZM69 237H71V236H69ZM90 237V236H89ZM243 238L244 237H246V236H242ZM255 237H257V236H255ZM6 238V237H5ZM11 238H13V237H11ZM26 238V237H25ZM38 238V237H37ZM58 238V237H57ZM60 238V237H59ZM92 238V237H91ZM102 238V237H101ZM124 238V237H123ZM14 239V238H13ZM18 239V238H17ZM31 239H32V237H31ZM40 239V238H39ZM69 239V238H68ZM119 239V238H118ZM242 239V238H241ZM4 240V239H3ZM61 240V239H60ZM80 240V239H79ZM86 240V239H85ZM257 240H258V238H257ZM5 241V240H4ZM11 241H12V239H11ZM10 241V242H11ZM32 241V240H31ZM59 241V240H58ZM74 241V240H73ZM118 241V240H117ZM90 242V241H89ZM93 242H94V239H93ZM264 242V241H263ZM6 243V242H5ZM4 243V244H5ZM7 243H9V242H7ZM20 243H21V241H20ZM55 243H57V242H55ZM54 243V244H55ZM72 243V242H71ZM97 243V242H96ZM106 243V242H105ZM116 243V242H115ZM114 243V244H115ZM35 244V243H34ZM63 244V243H62ZM100 244H101V242H100ZM22 245V244H21ZM41 245V244H40ZM57 245V244H56ZM241 245V246H240ZM261 245V244H260ZM4 246V245H3ZM19 246V245H18ZM52 246V245H51ZM50 246V247H51ZM6 246H4V247H1V248H5ZM11 247V246H10ZM32 248V247H31ZM55 248H56V246H55ZM58 248H59V245H58ZM65 248V247H64ZM92 248V247H91ZM115 248V247H114ZM6 249V248H5ZM17 249V248H16ZM60 249V248H59ZM70 249H74V247L72 246V248H70ZM110 249V248H109ZM263 249V248H262ZM7 250V249H6ZM56 250V249H55ZM2 251V250H1ZM1 251H0V253H1ZM20 250H18V252H19ZM238 251V250H237ZM260 251V250H259ZM258 251V252H259ZM8 252H9V250H8ZM22 252V251H21ZM29 252V251H28ZM71 252V251H70ZM97 252V251H96ZM95 252V253H96ZM104 252V251H103ZM7 253V252H6ZM27 253V252H26ZM31 253V252H30ZM50 253V252H49ZM65 253V252H64ZM69 253V252H68ZM101 253V252H100ZM242 253H244V252H242ZM19 254V253H18ZM51 254V253H50ZM119 254H120V252H119ZM247 254V253H246ZM3 255V254H2ZM28 255V254H27ZM32 255V254H31ZM42 255V254H41ZM95 255V254H94ZM115 255V254H114ZM117 255V254H116ZM115 255V256H116ZM240 255V254H239ZM257 254H255V256H256ZM28 256H30V254L28 255ZM259 256V255H258ZM5 257V256H4ZM35 257V256H34ZM46 257H47V255H46ZM117 257H118V255H117ZM2 258V257H1ZM5 258H7V257H5ZM4 258V259H5ZM33 258V257H32ZM48 258H51L50 256L48 257ZM240 258H241V256H240ZM243 258V257H242ZM241 258V259H242ZM237 259V258H236ZM120 260V259H119ZM244 260V262H245V260H246V255H245V259H243ZM242 260V261H243ZM260 260V259H259ZM36 261V260H35ZM44 261V260H43ZM118 261V260H117ZM47 262H49V261H47ZM106 262V261H105ZM123 262V261H122ZM255 263H256V261H254ZM35 263H37V262H35ZM124 263V262H123ZM241 262H239L238 264H240ZM262 263V262H261ZM22 264V263H21ZM119 264V263H118ZM248 264V263H247ZM258 264H260L259 262H258ZM263 264V263H262Z\"/></svg>",
    "mask_w": 264,
    "mask_h": 264
}]
</instances>
